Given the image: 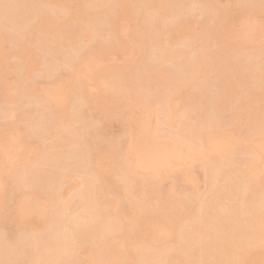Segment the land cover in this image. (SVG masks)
<instances>
[{
	"label": "bare ground",
	"instance_id": "6f19581e",
	"mask_svg": "<svg viewBox=\"0 0 264 264\" xmlns=\"http://www.w3.org/2000/svg\"><path fill=\"white\" fill-rule=\"evenodd\" d=\"M14 1L16 2L17 0H0V18L5 19V17L9 16L10 12H8V10L11 11L12 7H14V5H15V4L13 5ZM18 1L16 2V3H18V6H16L17 8L15 7L17 10H19L23 4L22 3L20 5L19 4L20 1L24 2V4L27 3L26 0L25 1L24 0L23 1L18 0ZM109 1L110 0H42V2H40V3H38L36 1L38 3L37 4L33 0V2L35 4L33 2H31V4L34 5V9L32 8L33 6L31 4H30L31 6L29 7L31 9H27V10L25 9V8H28L27 5L30 2L27 5L23 4V6H25L24 7L25 10L23 8H21L22 11L19 10L22 13L18 12L16 9L13 8L14 9V16L17 14V13H15V10L19 14H17L15 16V18L12 17L11 23L9 26L14 25L13 27L14 28L16 27V29L11 28V27H8V28L12 29V30L14 29V30L19 31L20 27H19V29H17L18 28L17 26H20V24H22L23 22L24 23L28 22L29 24H27L28 25L27 27L25 24L23 26H24V29H28V30L30 29L29 31H31V26H30L31 24L30 23L33 20H31V21H29V20L24 21V20H25L26 16H27V18L29 15L33 16L34 13L32 14V11H34L35 9L36 10L34 12L36 14V11H38L37 9L40 5L41 9L39 8L40 12L39 11L37 12L38 14L36 15V20H35L36 24H35V27L32 29L31 34L34 31L39 30L38 28H39V25L41 23V25H40L41 30H39V32L42 34L41 36L43 38L40 37V39H44L45 41H47L49 43L50 42L55 43V44H57V47H60V45L63 46L65 44L67 45V44H72V43L76 44L77 43V45H74V48H75L76 46L80 47V45H78V44L81 41L89 40L90 36L93 34V33H91V34L88 33L89 27L87 28L88 32H84L82 34L81 33L82 31L80 29L76 30V28H78V25L80 23H83V22H86V23L89 22V25H90L91 21L93 20V25L95 26L96 21L97 22L102 21V22H100V23H102V24H100V25H102V27L99 26V28L101 27L102 29L100 30V32L96 30L97 34L94 33V35L95 34L97 36L100 35L105 39H111L112 42L113 41L116 42V44H115L116 46L114 45V47H112V48L107 46L108 48H110L109 50L107 49V47H104L102 42L100 44H102L103 47L107 49V51H106V49L104 51L107 53V55H109V57H113L115 59L120 58V60L122 62L123 61L126 62V63L124 62L125 65L127 64L122 69L118 68V69H121L122 72H123V70L125 71V74L121 73V71L120 72L118 71L117 73H120V75L121 74L124 75L123 77H121L120 75L119 76L121 78L126 77V79H127L126 80L124 78L125 81L122 82L123 83L122 86H121L122 83L120 84V87L122 88L123 92L120 89H119V91H121L122 94L124 92H129L130 96H132L131 93L134 92V89H139L137 87L139 86L140 83H141V85H143L142 83H144L147 86H149L150 84H153L155 82V84H157L159 87L161 86L160 88H162L164 91L166 90L168 92L166 96L163 94L162 98L159 101L162 102L161 101L162 99L164 101L161 104H164V108L166 110L167 120L171 121V124H173V126L176 124V126H178V128L179 127L181 128V131H178V132H175V130H174L173 133H176V134L178 133L177 135L176 134H174V135L170 134L168 136L165 133H167V132L172 133V131H170V130H173V129H171L173 127H171V128L169 127V124H170V123H168L169 121L165 122V124L168 123L167 127L165 126V124L162 123L163 126L166 127V128L165 127L164 128L169 129V131L163 129L161 124H158V123H156L157 124L155 126L156 129H154L155 127L153 125L155 124L156 114L154 112L149 111V110L143 109L140 106V104L143 106V102H142L143 100H141L142 97L140 96L141 98L140 97L138 98V96H137L138 94L135 95V93H134V95H135L134 97L137 96L136 100L138 101V103H134L133 109L135 111L132 110V113H135V116L134 115L133 116H134L135 123H136V124H134L135 128L134 127H132V128L137 129V130L138 129L141 130L145 127L144 130L146 133H144V134H147V135H145L144 139H145V141L147 140L149 143L147 144V141L146 142L144 141V143H143L144 146H143V144H141L142 147L139 146L140 145L139 144L138 146H139V148L141 147L140 149L138 148V146L137 147L135 146L136 148H138L137 150H136V148H134L135 150H132L133 147L131 148L132 151H129L130 148H127L128 150L125 149V154L129 156V158H128L129 160L127 159L128 161H126V162L123 161L124 162L122 164L123 167L120 166V168L124 170L123 171L124 172L123 177L125 179V180L123 179L124 180L123 184H125L124 185L125 191L122 190V192L124 191V193L127 195V196H123V197H129L130 192L132 194L133 190L135 188H136V190H135L136 192H137V190L141 191L140 189H137V187L138 188H143L145 186L147 187L150 184L149 180H151V179L154 180L156 183L159 180L161 182L162 178H164L166 176V174H167L166 172L169 169H171V170L178 169L180 171L183 169L182 171H185V174H182V173H184L182 171H181L182 173L180 172V174L182 175L181 177L183 179L182 182H185V181L189 182L191 180V177L188 176V173L190 171L188 169L189 166H187V165H188V163L192 164L195 162L200 163V165L206 164L205 167L202 165V168L207 167L206 171L211 172V174H209L208 172H206V174H205V177H207V181H210V179H208V178L214 179V177H215L217 179L216 181H215V179H214V181L212 180V182H214V184L211 181H210L211 184H210V182L208 183V185L210 184L209 185L210 187H208V188H210V190L209 189L208 190L211 191V188H212V191H213V188L218 186V188H221L222 193L218 192V191L216 193V191H213V192H215V195H212V197L214 196V198H212L213 199L212 201L214 204L208 203V201H210L209 197L211 198V196H209V197L207 196L208 198H205L207 200H206V202H204V204H202L203 202H201V201H205V199L201 198L202 200H200V202H201L200 209L198 207L200 205H198L197 206L198 208L197 207L196 208L199 210L192 208V209H195V212H192L191 211L192 209L186 208L187 206L190 207L193 205L191 202L192 201L191 198H189V201L191 202V204L188 200H187V203L189 205L184 204V202L186 200L184 202H182V200L180 201V199H177L178 197H175L177 195L174 196L173 194H169L170 193L169 192L168 193L169 197L165 195L166 197H168L165 200V198H166L165 196H162V197L157 196L160 193V191H159V193L158 192L155 193V194H157L155 196V198L158 197V199L154 198V200H155L154 202H156V200H158L156 202V205H155V203H153V202H151V203L145 202L144 198H142V200H139V198H138V202H136L137 196L138 195H139V197L141 196L140 192H139V193H137L138 195L136 194L137 196L135 197V200H133L134 199L133 197L135 194H133V196L130 194L132 199L130 197L128 198V200H127V198H122L127 203H129V201L131 200V204L125 206L126 207L125 213L122 212V210H119L120 213L122 212L121 215L124 214V215H122L123 217H120L121 215H120L119 211H118V213L115 212L118 210L117 209V203L115 202V200L117 201L118 198L119 199H121V198L119 195V197L117 199L115 198L116 196H114L113 197L114 199H113L112 194L116 195L118 192L121 191V189H123V187H122L123 184H122V186L118 185L120 183L119 181L122 178L121 176L123 174V173L121 174L119 171L116 172V169H117L116 166L119 167V164L114 163V161H113L114 158H111L112 154L110 156L108 149L106 148V150H105L103 147H101V145H99V146H100V148H103V149H97V150L95 149V153H93L94 155L92 156V158L89 156V154L87 155V153L89 151L86 152L84 150V149H86V147L84 145L85 143L83 142V140L85 141V139L82 140V138H80L78 135V131L80 130L79 126L82 125L83 119L85 118V116H83L84 118L82 117V115H84L83 113L86 110L83 108V105H85L84 104L85 101H82L83 105L81 104V106H80L82 108H80L79 114L81 113V111L82 112L84 111L82 113V115L80 116V119H78L79 115H76V114H78V111H77V113L75 112L77 109H79L78 108V106L80 105V103H79L75 107L76 110L73 109L74 111H72V113H71V115L74 114V116L73 115H72V117L69 116V118H71V120H69L68 117H66L69 115V113L67 115V112L69 111L68 110V103H67V101H64V97H62L63 95H67L71 91L70 85L72 83L74 85L78 82H79L78 84H81L80 82L83 79H85L87 76H88L87 79H91L93 76L94 77L91 79L92 81L87 80L86 90L89 87H91V85L95 86L93 84L98 83L97 81H99L100 77H99V79H97V77L95 78V74L93 71L96 70L94 68V66L95 65L97 66V64H98L97 63L94 65L95 58L98 55L102 54L100 51V48L102 46H99V48H97V49H99V51L92 50V51H89L88 53L85 52L86 53V54H84L85 57L82 53L81 54L83 55V57H80L78 55L80 57V59L78 57L77 58L81 61H79V63H77L74 66L72 65L73 66V72L71 73L70 76L65 77V75L64 76L62 75L63 77L61 76L59 78L56 85H54V86H42V87H38L35 90L38 93V95H40L42 97V99H39V100H41L43 102V106L45 103L43 98L45 100H47L46 102H48V100L53 101V103H51L52 107L49 105L51 108L48 107L49 108L48 111L50 110L52 113H53V111L57 112V115H59V117L61 118V119L58 118V121H59V119L63 120L65 118L66 119L64 121H66V120L71 121L70 123H72V124L68 123V121H67L68 125L66 124V126L72 125L73 127L70 126V128H72L73 133H75L74 129H76V130L79 129L76 132L77 134L75 133V136L78 135V137L81 140L79 138H75L72 135L73 133L71 132L70 128H69L70 133L69 132L65 133V131H68L67 127H66L65 131L63 129H61V130L59 129V130H60V132L64 131V134H68V135H66V137L64 135L66 140L68 138L74 137L75 138V139L73 138L74 141L73 140H71V141H73L76 145H77V142H75V141L77 139H79V141H80V142L78 141V146L81 145L80 143L83 144V148L81 145L82 151L79 148L80 154L83 153V150H84V153L87 156V157L86 156H84V157L88 160H85V158L83 160L79 158L78 163L81 162L80 160H82V162L86 161L87 163H90L91 161L89 159L91 158L92 163H95V165L92 164V165H94V168L97 166V169L95 168L96 172L94 171V174H93L94 179L91 178L92 175L90 177L91 179L94 180V181L92 180L94 188L92 186L91 187L92 189H90V190L88 189L89 191L84 190V189H87L84 187L85 186L84 184L87 183V180H88V183L90 181L89 179H86V178H89V176H90L89 175L90 171H89L88 167L91 164H87V163L85 165H83L81 163L77 164L76 160H77V157H79V156H77L76 160L69 161L70 164H72L75 161L76 165L78 166L77 168L73 167V165H71V167H70L65 162H61V164H63V165H60L61 160L62 161L67 160L68 157H70V158L72 157L74 159L75 155L78 154L76 152L75 145H73V142L71 144L70 141H68L69 139L67 140L70 143V144L67 143V145H70L69 151H71L72 147H75L74 151L72 149L73 154H72V152L68 151L69 148L67 149V147L65 148L67 150L63 151L64 149L62 150L60 148V146H62V144H60V146L58 144L59 149L63 151V155L66 154L64 152L68 151L69 153H71L72 156H69L70 154L69 155L66 154L68 157H66V155H65V158H67V159H65L64 156H61L60 153H58V157L59 156L63 157V159L57 157V159L60 160V161L54 160L57 162V164L59 163L57 165L56 163L54 164L53 160L50 158V157H52L53 159H55V157L57 156V153L55 154V156H51V153L48 156L46 154V152L45 153L43 152V154H42V152L40 151V149L42 147H39L35 150L31 149L32 151L29 150L28 154L31 153L30 156L24 159V157H22V155H24V154H23V151L21 149L22 148L21 147L22 146L21 141H22L23 135H22L21 131H19L20 129L18 130L15 125H13L15 127L13 129H10L11 131H9V132H7L8 129H6V128H4V129H6V131H3L4 129L3 130L0 129V154H1L0 155L1 156L0 174L7 172L6 174H3V175H8V177L9 176H15V175H16V177L22 176L24 178L20 177L21 182L19 181L18 177H17L18 181H17V179L16 180L12 179V180L14 183L16 181V182L25 184V175H27L25 173L30 171L29 173H32L34 175L35 169H36V168H33V170H34L33 171L34 173H33L31 171L32 166H28V165H31V163H33V161L37 158V156H39V158H41V156L39 155V153H41L44 160L49 159V161L48 162L45 161L44 163H42L43 160H40L42 165L44 164V167L43 166H41V167L45 168V171H43V169L41 168L40 170L43 172V173H41L37 167L36 172L39 171L38 172L39 176H36V174H35V179H36V177L40 178V175L42 177L45 176L47 178V176H46L47 173H44V172H47L46 171L47 168L45 167V163L53 162L52 163L53 166H51L50 168L48 167V168L51 169V171H53L54 174H55V172H58V171L61 173V174L59 173V175H58V180H59V176H61V175H62V178L60 179L61 181L59 180L60 182H58V183H61L62 181H65L68 183V181H69L71 183L70 186H72V190L71 189H69V190L74 191V189H75L74 195L71 192L72 196H75V198L74 197L70 198L71 196H70L69 190H67L65 188V186L63 185V184H65V182L61 183V185L59 184L60 187H59V185H57V183H55L56 186L58 187L57 188L56 186H54L57 188V190L55 188L56 191H54V192H56V194L54 195L53 194L54 192L52 194L49 193V191L51 189L50 190L47 189L48 193L46 194L47 195L46 196L45 195L46 191H45V193H43L44 191H42V190H44V187H45L44 185H46L47 188L48 187L51 188L53 185L52 183L55 182L53 180H56L55 178L54 179H51V177L49 178V175H51V174L53 175V173L49 171L51 174H49V175L47 174L48 175V179H47L48 182L45 180V178L43 179L41 177L42 178L41 184H37L38 182H36V181H38L39 179H36V181H35L36 185L35 184L31 185L33 187L32 189H35L37 187V185L38 186L43 185L42 190H41L42 194L40 191L41 187L40 188L37 187V189L39 188L40 192L37 193L38 192L37 191L35 193L34 192L35 190L32 191L31 186H29L30 187L29 190H31L32 192L28 193V194L26 193V195L24 192H18L19 194L24 193V194H22V196H20V198H18L17 191L20 190L19 186L21 185L19 183H16V184H19V185H17L16 188L14 187L15 190L17 189L15 196L18 198V200L16 199V197L12 193H10L8 191V193H10L14 196L13 198H11L12 197V195H11L10 199L11 200L16 199L17 202H13V200L11 201L13 203H16L14 208L13 207L10 208V209H13L12 211L10 210L11 211V217L9 216L10 214L7 212V209L10 206L6 207V212L8 213L7 218H9V219L5 218L7 220V222L5 223V224H7V228L9 225H11V223L16 221L15 224L18 223L20 225L19 227L22 228V226H23V228H27V230H25V232H24V231L20 230V228L17 226V228H19V231H20L19 236H17V237L20 238V236H22V233L23 234L25 233L26 234L25 236H28V234H29V233H27L28 230L30 232H33V233H30L29 236H33L34 232L36 233L35 235H37V233L39 231L40 232L38 234V238L40 237L38 239L39 241L45 240L48 237L45 242L43 241L44 243L42 242L43 245L41 244V241H40V244L42 246L39 249H37L38 248L37 245L40 246V244H37L34 242V245L35 244H37V245H35V246L29 245V247L31 249L33 247H35L34 248L35 251L33 249L31 251L29 249V247L28 248L25 247L24 255H23V253H22V255L25 256V253H27L28 251H30L29 252L30 254L28 253L29 258H27V260L24 259L25 257H23V256L21 257L24 260L23 263L24 264H25V262L30 263L29 261H31V260H29V259L31 258L30 255H32V261L30 264H69V261L67 262V260L73 259V258H71L70 256H68V258H66L65 256L70 255V254H73V256H75L77 254L75 257L77 258L78 261H76L77 263H75V264H264V195L262 192H261L262 194L260 193V189H261V191L264 190V189H262V187H264V181H263L264 180V128H262V126L264 124L262 126L260 125L263 123V122H261V120L264 121V118H263L264 117V103H263L264 102V70H263V73H262V70L260 71V69L263 68L261 66V65H263V63H262L263 61L262 60L260 61L258 59L259 57L257 56L258 57L257 60L260 61V63H261L260 65L258 64V66L262 67L260 69H258L257 64L255 62H253V64H256V67L258 70H256V69H255V71L253 70L254 71V77H253L254 79L252 80L249 78V77L252 78L251 75H253L252 73L250 74V72H249V70H251V65H250V67L248 65H246L248 59H245V60L243 59L242 60L243 63L242 62L239 63L238 62V61H240V59H239L237 61L238 64H233L232 61L230 62L229 60H227V58H229L228 55L225 56V54L229 53V51H230V48H229L228 52L223 51V50H221V51L218 50V52H220V56H221V54H223L224 58H223V56H222V58L219 56V59H220L219 61L216 60L217 58L211 60L210 57H213V55L211 56L210 55L211 53L209 52L208 56L210 55V57H208L207 53L204 54L203 52H201V50H198V46H197L198 51L196 50L195 53L200 52V55L203 53V55H201L202 58L199 56L201 59L198 60V64H197V62L195 63V60H194V62L190 61L191 63L188 65L187 62L191 58L189 57V59H187V56L185 54H188L189 51L188 52L186 51L187 53H185L184 51H181L179 49L181 52H184V53H181L179 51V53L182 55L184 54L186 57V58L183 57L185 61L181 60L182 62L184 61V63H186V64L183 63L182 65H184V66L179 67L180 66L179 63H182L180 61V59H178L179 61L177 60V57H178L177 55L179 53L177 52V55L175 54L176 57L171 56L172 49L167 48V46L172 45V47H173V45H175L176 43L181 44L185 40H188V41L191 40V42H194V41H192V39L194 38V34H195L194 33V26L197 25L198 20H195L193 18L195 16V13H194V16L192 17L194 22L190 18L192 20V22H187V21H189V20H187L186 22L181 24L180 28H179V26H175L173 28L172 27L171 28H165V26H164V23L167 19L165 17L167 15H170V13L175 14V13H178V11H181V9L185 10L186 7H188V6L190 7V4H193L192 2H194L196 4H198V3H201L203 5L205 4L204 9H205V7L206 8L210 7L209 9L212 8V11L219 10L217 12L218 13L220 12V14H219L220 15V17H219V22H220L219 27L220 28L218 29V32L220 29L221 30L219 33L218 32L215 33V34H217V35H215L211 31V30H214L215 28L211 27L213 29L210 28L209 30L211 32L208 31L209 32V34H208L209 39L212 40V37L210 38V35L211 36L213 35L214 39L218 40L221 44L231 46V48H233L232 51H234V52H232L233 53L232 56H235V51L237 52L239 50V53H240V50L243 51V49H247V50L250 49L251 50L253 48V45H252L253 43H258V40L264 39V3L259 4L258 3L259 0H257L258 1V2H256L257 4L254 2L255 4L253 3V5L249 4L250 6L249 5L246 6V5H244V2H242L241 0H111V2L113 1L112 3H114V5H112ZM249 1H251V0H245V3L246 2L250 3ZM260 1L262 2L264 0H260ZM41 3H42V5L44 4L47 7H50V8L52 7L53 9L54 8L59 9V11L56 10L57 13L53 11L54 14H50L49 17L43 16L42 14H44V13L42 12V7L43 8H45V7H44V5L42 6ZM186 3H190V4H186ZM36 6H38V7H36ZM109 6H111V9L109 8ZM112 6H114L113 10H112ZM205 10H207V9H205ZM23 11H25L27 13H25ZM43 11H45V9ZM50 11H49V13H51ZM186 11H188V10H186ZM6 12L9 14H7V16H4ZM28 12H29V14H28ZM11 13L13 16V12H11ZM191 13H193V11ZM214 13L216 14V12H214ZM25 14H26L25 17L21 16V15H25ZM175 15H177V14H175ZM189 15H190V13H189ZM19 16L22 17L21 18V21H23L22 23L20 20H18L20 18ZM190 16H192V15H190ZM16 17H18V19ZM124 17H125V19L123 20ZM7 18L9 20L8 19H5V20L2 19V21H1V22L4 21L3 23L5 25H3V26H6V27H7V24H9V23L6 24V22L10 21L11 16H9ZM164 18H165V21H164ZM28 19H35V16H33L31 18L29 17ZM99 19H100V21H99ZM6 20H8V21H6ZM94 20H96V21H94ZM123 21H125V22L123 23ZM195 21L197 23H195ZM156 22H159L161 24L159 26H157ZM239 22L243 23V24L241 23L242 27L240 25L241 28L239 27ZM104 23H105V26H103ZM0 25H2V23H0ZM91 25H90V27H94ZM3 26L0 27V58H3V55L1 54V52L4 51L1 44L3 43V41H5V38H4L3 34L1 33L2 32L1 28ZM29 26H30V28H28ZM97 26L98 25H96V27ZM6 27H4V28H6ZM86 27H87V24H86ZM148 27H152V28H150V30L152 31V35L151 36L150 35L143 36L144 41H141V43H140L138 41L139 37H136V36L137 35L139 36V33L142 35V33L147 31ZM168 27H170V26H168ZM207 28H206V30H208ZM21 29H23V27H21ZM93 29L95 30L96 28L94 27ZM28 30H27V33H26V31H23V30H22L23 32H21V33H23L24 36H25V34H29V36H30V33H28L29 32ZM204 31H205V29H204ZM215 31H216V29H215ZM19 33H17L18 36H19ZM21 33H20V36H21ZM210 33H212V34H210ZM204 35H206V34H204ZM97 36H96L95 40L98 38ZM25 37L27 38V36H25ZM195 37H197L196 39L200 38V36L198 38L197 35ZM206 37H208V36H206ZM22 39L24 40L23 36L21 37V40ZM40 39H39V42H41ZM27 40H28V38H27ZM44 40H43V42H44ZM122 40H125L126 43H125L124 47L119 48V46H120L119 43H121ZM141 40H142V38H141ZM198 41H197V44H198ZM212 41H210V42L213 45V42L215 40L213 42ZM122 42H124V41H122ZM199 42L201 43V41H199ZM208 42L207 43L205 42L207 46L205 44L203 45L202 43L199 46L200 47L202 46V48H203V46H205L207 48V47H209V44H210V42H209V44H208ZM219 42H217V44ZM29 43L30 42L26 41V43H24V45L21 47V49L19 47L20 51L19 52L17 51L16 54H18L24 50L26 52H30L29 49L26 48V46H29ZM49 43L47 45H50L51 52H57L58 56L63 58L62 52L61 51L58 52V50L54 51L56 46H53L54 44H52V43L49 44ZM51 44L55 48H53L51 46ZM83 44H85V43L83 42ZM217 44L214 43V46L216 45L215 48L220 49L219 47H221V46L219 44L218 45ZM260 44H263V43H260ZM117 45H119V46L117 47ZM190 45H189V47H193L194 44H192L191 46ZM122 46H123V44H122ZM177 46H179V44ZM183 46L184 45L182 44V47ZM256 46H257V44H256ZM256 46H254L255 53L257 52V50L255 49ZM262 46H264V45H261L260 47H262ZM41 47H43V46H41ZM150 47H152V50ZM154 47L158 48L157 51L159 52V55L157 54V57L160 56L161 58L160 57L157 58V60H160V62H159L160 64L156 63L155 60H153L154 59L153 57H152V62H155V64L159 67L160 65L162 66L161 61H163V60H161V59H165L166 57H170V58L173 57L175 60V58H176L177 61H174L173 63L176 62L177 64H173L172 61L170 63H172L173 65L179 64L178 66H176V68H180L179 70H180V72L182 71V73H181L182 75L179 72L180 77L178 76L179 77L178 78L177 72L172 71V73L175 72L174 74H172L171 70L169 72L172 75L169 72H168L169 74H167L165 71L160 70V68H161V66H160L159 70H155V71L151 70L152 73L148 72V70L147 71L145 70L148 73H147V76L145 75L146 72L144 74H142V76L145 75L143 77L144 82L141 80L142 82L138 83L139 80L136 79L137 80L136 83H138V85H137L134 82V79L136 77L134 76V78H133V75H129V77L127 78L128 73H130V70L133 71L135 62L137 64L138 63L137 61L142 60L141 58H142V56H144L143 49L146 48V51H147V48H148V51H150V50L153 51ZM174 47H176V45ZM46 48L49 49L48 47H46ZM156 48H155V50H156ZM221 48L225 49L223 47H221ZM52 49H54V50H52ZM257 49H258V46H257ZM78 50H80V49H78ZM102 50H103V48H102ZM155 50H154V52H155ZM192 50H193V48H192ZM205 50L206 49H204V50L202 49V51H205ZM247 50H245L243 53H245ZM104 51H102V52H104ZM169 51H170V53H169ZM175 51H176V49H175ZM206 51H208V50H206ZM222 51L224 53L225 52L226 53L225 54L221 53ZM258 51H259V49H258ZM260 51H262L261 48H260ZM49 52L50 51L48 50V53ZM65 52L67 53L66 49L63 53L65 54ZM80 52H82V51H80ZM154 52H152V53L150 52V53L155 54L156 52L155 53ZM250 52H252V54H254L253 51H249V54H250ZM46 53H47V50H46ZM69 53L71 54L73 52L70 51ZM145 53H147V52H145ZM172 53L173 54L175 53L174 50L172 51ZM239 53H236V54H239ZM246 53L248 54V52H246ZM16 54H12V57H13V55H16ZM70 54H68V59H69ZM103 54H105V53H103ZM151 54H149V56ZM257 54L259 55V53H257ZM261 54H264V52L263 53L261 52ZM54 55H56V54H54ZM73 55L75 57V53ZM198 55H199V53L196 54V56H198ZM217 55H218V53H217ZM217 55H216V57H217ZM255 55L256 54H254L253 57H255ZM38 56L42 57V56H40V54ZM38 56H36V54H35L34 57H38ZM149 56H147V57L150 61L151 58ZM153 56L156 59V55H153ZM229 56H231V54ZM34 57L31 58L29 64H27V67H30V70L35 69V71H37V68L39 67V64H38L39 62H37V60L39 61V59H36ZM179 57L182 58L181 56H179ZM214 57H215V55H214ZM47 58H49V57H47ZM70 58H71V56H70ZM144 58H146V57H144ZM170 58H169V61H170ZM173 58H171V60ZM64 59H65V57L63 58V60ZM72 59H73V57H72ZM186 59H187V61H186ZM230 59L232 60V57ZM255 59H256V57H255ZM255 59L253 58L252 61ZM166 60H167V58H166ZM213 60L218 61V62L213 64L212 63ZM235 60H237V56H236ZM249 60H251V57ZM53 61H54V64L51 63L52 61L50 63L55 65V58ZM245 61H246V63H245ZM67 62L69 63L68 60H67ZM75 62H73V64ZM128 62H130V64L133 65V67H130V64H128ZM46 63L48 64L47 61H46ZM145 63L148 64L147 58H146ZM163 63H165V61H163ZM7 64H8V62H7ZM69 64H66V66H68ZM186 65H188V66H190V65L194 66L195 65V67L192 68L190 66L192 69H188V68H186V67H188ZM119 67H121V66H119ZM256 67H254V65H253L252 69H254ZM12 68H14V66H12L10 63V65L5 64L3 66V68L0 70V82H1L0 85H2V88H1L2 91H0V98L5 99V101H6V99L13 101L14 99L11 97L14 95V94L12 95V93L14 91H12V90H15V88H18V86L19 87L23 86V85H21V83H19L20 81L18 82L19 84L17 82L15 84H11L10 81L8 80L9 79L7 77V74L9 75L8 70L9 69L11 70ZM48 68H49V66H48ZM151 68H152V66H151ZM181 68H183L184 70L186 68L187 73H184ZM110 69H111V71H110ZM110 69H108V71L113 72L114 71L113 69H116V67L113 69L112 68H110ZM154 69H157V67ZM54 70H55V68H54ZM213 70H214V72L216 70L215 73L218 74V75H216V77L217 76H220V77L225 76V78L223 79L224 84L222 86L223 87L222 89H224L223 91H226L225 93H222V95H224V94L225 95L223 97L221 95V97H220V95H219V94H221L220 92L218 95L215 94L217 97L219 96L218 100L216 97V101H218V103L220 102L219 99H221V100H222V98L225 99V100L223 99L221 101L222 105H220V110L224 111L225 113H226V111H227V113L231 112L232 123H234V121H236V122L237 121L238 122L243 121V120L245 121L246 126L244 125V123H242L241 127H243V128L245 127L247 129V131L243 134H241L243 130L240 131L238 129L239 130L238 131L237 129H235V131H234V129H232V127H230V126H233V124L229 125V123H227L228 121H226V119H225V117L228 116L229 114L225 116L224 112H221L219 110H218L219 114L223 113V117H224V118L221 117V119L226 121L224 124H227V126L229 125L228 127H230V128L227 127V129H224V128L221 129L222 127L220 128V126L223 125V124H221L218 127L220 129H218L217 128L218 123L222 122V121L219 122L220 117H219V119L216 117V121L213 120V119H215V115H214V118L212 116H211L212 117L211 118L210 116L205 114L206 110H204L203 108L202 109H203L204 113L203 112L202 113L205 114V117L206 116L210 117V119H209L210 122L208 120H207V122L210 124L211 121H213L214 123L213 122L212 123L214 125L213 124L208 125L206 120H205L206 119L205 117H202V119L205 118V119H203V122L200 120L201 114H199V113H201L202 110L200 112H198V111H199L200 105L204 104L203 103L204 101H201V100H203L207 96L204 95V97L202 99L203 95L200 96V94H199V96L201 97V99H200V97L195 96L196 92L198 93V90H196L195 92L193 90H195L194 88H197L199 86V84L203 82L202 79L204 80V78L209 75L208 73H210V71L213 72ZM108 71H107V73H108ZM115 71H117V70H115ZM247 71L249 72L248 74L250 76H248L246 74ZM30 74H32V72ZM87 74H91L90 78H89V75H87ZM92 74H94V75H92ZM114 74H116V72ZM116 75H118V74H116ZM97 76H98V73H97ZM137 76L141 77V75H137ZM139 77H137V78H139ZM31 79H32V77H31ZM246 79H248V80H246ZM26 80H28V79H26ZM103 80H105V79H103ZM88 81H90L91 83H89ZM94 81H96L97 83H94ZM208 81L209 80L207 77V83H209ZM217 81H219V80H217ZM148 82H150L149 85H148ZM169 82H172V84L171 83L169 84ZM205 82H206V78H205L203 83H205ZM250 82L251 83L253 82L252 84H254V85H251ZM133 83H134L135 87L137 86L134 89H133V86H134ZM207 83H206V85H209ZM87 84H90V86H88ZM105 84H106V82H105ZM155 84L152 85L153 87L149 86V87H151L150 89H147V87L145 86L146 90L147 91L153 90ZM218 84H220V83L218 82L215 85H218ZM255 84H256V86H255ZM103 85L104 84L101 85L102 88H103ZM141 85L139 87L144 88V86L142 87ZM169 85H171V86L169 87ZM206 85L203 84L202 88L203 87L205 88ZM212 85H214V84H212ZM220 85H222V84H220ZM105 86H107V85H105ZM251 86H253V88ZM82 87H85V85L83 84ZM96 87L101 88L100 85L99 86L97 85ZM159 87L156 86L157 90H161L160 92L162 94V89H159ZM200 87L201 86H199V88H198L199 93L204 94V93H202L203 89L200 90ZM206 87L208 88V86H206ZM218 87L216 86V90ZM30 88H34V87H30ZM54 88H63V89H67V90L66 91H64V90L58 91V90H55ZM91 88H94V87H91ZM213 88H215V87L213 86ZM94 89L97 90V88H94ZM131 89H133V91ZM83 90H85V89H83ZM219 90H221L220 87H219ZM119 91L117 93H119ZM136 91L138 93L139 90H136ZM143 91L146 92L145 90L142 89V92ZM242 91H244V93ZM87 92L86 93L88 95H90V92L88 90H87ZM193 92L195 94H193ZM241 92L244 95L247 94V96H244V98H246L245 104H246V102H247V104L245 105L246 109L242 106L243 111H244V109L247 111L253 110V111H251L253 114L246 112V111L244 113H243V111L242 112L240 111V110H242V108L240 109L238 107V105H240V102H241L240 100H238L240 102L237 101L239 103L238 105H236L237 104L236 101H234L235 106H234V104H232L235 108L233 106H231L230 100L233 97L234 98H236L237 96L240 97ZM121 93H119V94L122 95ZM140 95H141V93H140ZM225 96H228V98H225ZM84 98H86V97H84ZM91 98H93V97H91ZM209 98H212V97L210 96ZM241 98H243V97H241ZM244 98L242 101H244ZM147 99H149V97ZM84 100H86V99H84ZM210 100H212V99H210ZM210 100L208 102H210ZM88 101H89V103L91 102L90 103L91 105H93L92 101H90L88 99H87L86 103ZM95 101H97V100H94V103L96 104ZM98 101L99 102L101 101L103 103L102 100L98 99ZM105 101H107L109 103V99L108 100L106 99ZM101 102H100V104L97 103V105H95V104L94 105L96 107L98 105L101 106ZM112 102H114V101L112 100ZM211 102H210V105H211ZM213 102H214V100H213ZM12 103H13V105L16 104V102H12ZM104 103H106V102H104ZM108 103H106V104L109 105L111 103V101L109 104ZM214 103H213V106L215 105ZM259 103L261 106L260 105L257 106V104H259ZM261 103H263V105ZM53 104H55V105H53ZM87 104L84 107H86V106L89 107V105H87ZM207 104H209V103H207ZM243 104L244 103H242V105ZM111 105H112V103H111ZM111 105H109V106H111ZM192 105H194V107H195V105L197 107L199 105L198 109L195 108V110L196 109L198 110L195 112V114L193 111L190 113V114H194V117H196L194 123H196V120H197V122L200 120L201 125H202V123H204V125H203L204 127L198 126L197 128L195 127V125H198V124L200 125V123L195 124L194 125V128H196L195 130L194 129L191 130L192 129L191 125H193L192 124L193 120H191L192 119L191 116H190V118L188 117L189 112L191 111V109H193V108L190 109V107H192ZM205 105H202V106L204 107ZM14 106H13V108H14ZM17 106H15V107H17ZM53 106H55L56 111L53 108ZM108 107H105L103 105L102 111L99 114H101L104 111L105 112L108 111L110 113ZM143 107L145 108V106H143ZM208 107H209L208 105H207V107L205 106V109H207ZM237 107L240 109L239 112H237L238 111ZM11 108H12V105H11ZM23 108H19V110H21ZM95 108H94V110H95ZM214 108H212V109H213V111L216 112L217 110ZM218 108H219V106H218ZM82 109H84V110H82ZM90 109L91 108H89V110ZM112 109H116V106H115V108L113 107ZM235 109H236V111H235ZM13 110L14 111H11V112L15 113V109H13ZM42 110H44V108ZM91 110H93V108ZM96 110H98V109H96ZM99 110H101V109H99ZM99 110L97 111V113L99 112ZM163 110H162V113H164V115H165V110H164V112H163ZM207 110L210 111V109H207ZM4 111L6 112V110H4ZM10 111L8 110L9 113H11ZM41 112H40V115H42ZM111 112H114V110ZM48 113L49 112H47V114ZM52 113H50V114L53 115ZM196 113L200 117L198 115H197L198 117L195 116ZM216 113H218V112H216ZM4 114H6V113H4ZM13 114H12V116H13ZM27 114L29 115L30 113H27ZM27 114L24 115V118L27 117V119H28ZM50 114L47 115L48 120H49V116H51ZM85 114H86V112H85ZM21 115H23V113ZM21 115H19L18 117L16 115L15 116L17 118H19ZM36 115L37 114H35V116ZM12 116H11V118H12ZM15 116H13V118H15ZM31 116H32V114L30 115L28 120L27 119H25V120L30 122L31 121L30 118H33ZM75 116H77L78 120H82L81 124L78 123L79 121L77 119H75L76 118ZM127 116H128V114H127ZM230 116L228 117V119H231ZM37 117H38V115H37ZM40 117H42V116H40ZM72 118H74V120H72ZM43 119L44 118L40 119V121H42ZM52 119L53 118H50L49 122ZM100 119L104 120L103 117H101ZM22 120L23 119L21 118V121ZM37 120H39V119L37 118ZM35 121L33 122L34 124H35ZM40 121H39V124L42 123ZM44 121L46 123V120H44ZM54 121L58 122L57 120H54ZM75 121L77 122L76 123L77 125H75L76 128H74V125H73V123H75ZM204 121L206 122V124L208 126L205 125ZM14 122L17 124V122H19V120L18 121L14 120ZM101 122L103 123V121H101ZM229 122H230V120H229ZM19 123H21V122H19ZM53 123L54 122H52V121L50 122L51 126H54V128L57 130L58 128L55 127V125L57 123H55V124H53ZM61 123L63 124L62 121H61ZM64 123H66V122H64ZM12 124H14V123H12ZM36 124H37V122H36ZM234 124H235L234 128L235 127L238 128L241 123H238L239 125L237 123H234ZM42 125H38L39 127L37 126L38 127L37 131L40 132L41 134H42V130L39 131V129L42 127ZM46 125L47 124H45V126ZM83 125H84V127L81 126L82 130H84L83 128H85L86 124L83 123ZM87 125H89V127L86 126V128L88 130H89V128H91V129L93 128V127H91L92 125H90V124H87ZM96 125H98V123ZM100 125H99V128H101V130L104 131L105 130V129H103L104 126L100 127ZM158 125H160L158 127L160 129L157 128ZM58 126H59V124H57V127ZM60 126H62V125L60 124ZM60 126H59V128H60ZM141 126H142V128H141ZM176 126H175V128H176ZM35 127L36 126H33V130L35 129L34 131H36ZM45 128L46 127L41 128V129H45ZM47 128H49L48 125H47ZM62 128H65L64 125ZM95 128H98V127L95 126ZM161 129H163L162 131H165V133H163L164 136H161L163 134H160V135L158 134V132L162 133ZM48 130L49 129H47V131ZM59 130L57 131V133H58L57 135L59 137L56 136L55 133H53L55 131L52 132L53 135H55L58 138L62 137V133H61V136L59 135V133H60ZM82 130L80 131L82 134V137L86 136L88 134L87 133L88 130H86V132H84V133H86L85 135H83ZM96 130L98 132L100 131L99 129H94L93 131L96 132ZM45 131L46 130H44L43 133ZM95 132H93V133L91 132L93 135L91 134L89 136H91V137L94 136L93 138L96 137L95 139H97V135L95 136V134H94ZM98 132H96V134ZM37 133H36V135H37ZM40 133H39L40 136L39 135H37V136L41 139L42 136ZM48 133H50V131H48L46 134L45 133L44 134L47 136ZM102 133L106 134L105 132H102ZM236 133L238 136L236 135ZM238 133H240L241 135ZM69 135H70V137H69ZM71 135H72V137H71ZM100 135H103V134H100ZM100 135H98V137H100ZM171 135L175 136V137L170 138ZM67 136H68V138H67ZM65 139H61L62 142H65L64 144H66V142H67ZM158 140H161L162 142H158ZM62 142L59 141V143H62ZM238 143H241V145ZM14 144L16 145V147ZM146 144H147V146H145ZM11 145L15 148L11 147ZM110 145L112 146L111 143H110ZM237 145H239L240 148H242L241 151H243V157L240 156L242 154V152H240V149ZM9 146L11 147L12 150H15V151L14 152L12 150L10 151ZM99 146H98V148H99ZM45 148H48V147H45ZM53 148L44 150V147H43L42 150H44V151L47 150V152H48V150L51 151ZM63 148H64V146H63ZM20 149L22 151L21 153L19 152ZM59 149L57 150L55 147L54 150H52L53 151L52 154L54 155L55 150H56V152H59L60 151ZM236 149H237L238 153H241V154H238L240 156V158L238 155L234 156L237 154L235 152ZM87 150H88V148H87ZM113 150L111 149L110 151L112 152ZM244 150L245 151L247 150L248 153L250 154V155H248V157L244 156L247 153V151L244 152ZM133 151H134V153H131V154L129 153V152H133ZM74 152H76L77 154H74ZM121 152H123V151H121ZM115 153H116V151H115ZM81 155L83 156L84 154H81ZM114 155L115 154H113V156ZM231 155H233L232 160H234L235 162L237 159H238V161L243 159V160H241V163L243 161L242 169L239 166H237V167L233 166V164H231V165L228 164V167L229 168H231L230 166H232V168L236 167L238 171H236V168H235V171H234V168L232 171V170H226L227 166L225 167V169L224 168H218L220 166H218V167L216 166L217 169L216 168L215 169L219 171L218 177H216V175H214V174H217V171H216V173H213L215 171V169L212 170L213 169L212 166L214 164L215 165L217 164L216 160L221 159V161L222 160L224 161L226 159L225 161H226V165H227V163H228L227 160L229 159V158L227 159V157H231ZM88 156L90 158H88ZM128 156H126V157H128ZM234 157H235V159H234ZM244 157L248 161L245 160V162H244V159H245ZM38 159H37V161H38ZM50 159L52 161H50ZM70 160H72V159H70ZM213 160H215L214 164L212 162H211V164H209V166L211 165L210 168H212V169H210V168H208L207 163L210 161H213ZM230 160H231V158H230ZM40 161L37 163H40ZM221 161L220 162L217 161L219 163V165L221 164ZM223 161H222V164H223ZM29 162H30V164H29ZM201 162H203V163L201 164ZM204 162H206V163L204 164ZM34 163L32 164L33 167H34ZM83 163H85V162H83ZM22 165H23L24 174L20 175L21 174L20 172H23V171H21ZM36 165L40 167V165H38V164H36ZM82 165L84 166L83 169L87 168L88 170L87 169L86 170L89 173L88 176H86L87 173L85 170H83L86 173L85 175L83 174L84 175L83 178L86 177L85 178L86 182H85V180H83L84 183L81 180L83 178H80L81 177L80 173H83L82 170L80 172V169H82V167H81ZM86 165L88 167H85ZM25 166L26 167L28 166L27 169ZM46 166H47V164H46ZM74 166H75V164H74ZM106 166L109 167V171H104L107 168ZM24 167H25V169H24ZM19 168H20V170H19ZM74 168H76L77 171H73V170H76ZM239 169H240V171H239ZM54 170H57V171L54 172ZM92 170H91V172H93ZM72 171H73V173H72ZM8 172L11 175H9ZM75 172H77L78 175ZM121 172H122V170H121ZM14 173H16V174H14ZM18 173H20L19 174L20 176L18 175ZM29 173H28V177L30 179L32 174L29 175ZM119 173L121 174V176H119ZM12 174H14V175H12ZM74 174L76 175L77 178L74 177ZM115 174L117 175V177L118 176H119V178L121 177L120 179L118 178L119 180H117L119 183L115 182L116 178H117V177L114 178ZM212 174H213V177H210V176H212ZM108 175H110L109 176L110 180L108 179L109 181H107V179L105 178ZM53 176H52V178H53ZM55 176H57V174ZM78 177L80 179L81 184L84 185V186H82V188L84 187L83 190H81L80 188H77L78 185L81 186V184H79L80 182L78 183V181H77ZM112 177H113V179H112ZM141 177H143V178L149 177L150 179L149 180L147 179L149 184L147 183L148 185H146L145 182H144L145 184H143L142 182L144 180L142 181ZM243 177L247 178V181L249 182L250 191H251L250 196H248L249 190L247 191V189H246L248 186L247 185L248 182H246L244 180L245 181L243 183L244 186H242L243 180H241V179ZM0 178L2 179L3 177H0ZM73 178H75V179H73ZM146 178H144V179H146ZM22 179H24V180H22ZM29 179H26V180H29ZM31 179H32V177H31ZM133 179L137 180V181H134ZM51 180L53 181L52 183H51ZM58 180H56V182ZM123 180H121V181H123ZM140 180H141V182H139ZM30 181H32V180H30ZM131 181H133V184L130 183ZM44 182H46V183H44ZM3 183H4L3 181H2V184L0 183V187L3 185ZM29 183H30L29 181H28V183L26 181V184H29ZM128 183L132 184L133 189H130L131 187H129L130 184H128ZM134 183H137L136 186L134 185ZM156 183H152V181H151L150 188H151V186H152V189L154 187H157V186H155V185H157ZM215 183H217V184L215 185ZM16 184H14V185H16ZM24 184H22V185L25 187L28 186V185H26V184L24 185ZM127 184L129 185L127 187H129V189L132 191L129 192V189L126 187ZM89 185H90V183H89ZM23 186L21 188H23ZM118 186H119V188H118ZM249 186H248V189H249ZM3 187L5 188L4 185H3ZM10 187H11V185H10ZM46 187H45V189H46ZM73 187H74V189H73ZM120 187H122V188L120 189ZM1 188H0V191L4 190L3 192H5V189L4 188L1 189ZM145 188H144V191L142 189L141 192L145 195V198H147L146 200H148V197L150 198L149 195L151 194V192H150L151 189L149 192L146 190L147 191L146 192L147 194H146V193H144ZM242 188H243V190H241ZM147 189H148V187H147ZM155 189H157V188H155ZM25 190L27 192L29 191L28 188L27 189L25 188ZM25 190L23 189V191H25ZM208 190H207V192H208ZM214 190H216V189H214ZM13 191H11V192H13ZM135 191H134V193H136ZM166 191H168V190H166ZM212 191H211V194H213ZM219 191H220V189H219ZM243 191L244 192L247 191V192H245V194L241 195L240 193H244ZM153 192H156V191L153 190ZM153 192H152V194H153ZM207 192L205 194H208ZM161 193H162V191H161ZM176 193H177V191H176ZM219 193H221V194H219ZM3 194L4 193H1V195L4 197L6 195V193L4 195ZM143 194H142V196H143ZM162 194H164V193H162ZM181 194L182 193H179L178 195H181ZM216 194H219L220 196L217 195L218 197H216ZM52 195H54L56 198L52 199L51 198ZM102 195L104 197H102L99 200L98 197H101ZM121 195H123V193ZM146 195H148V196L146 197ZM240 195L243 199L240 197ZM2 196H0V199L3 198ZM54 196H52V197H54ZM163 197H164V200H160ZM219 197L221 198V200L216 199ZM73 198L75 200L78 199L80 201L81 205H78L80 207L79 209H78V206L76 205L77 207L76 206L75 207L78 210H76L75 213L73 211V215L70 216L69 212L71 211V209L75 208L74 205H73L74 208H70V207H72L71 206L73 204L72 202H74ZM4 199H6V197H4ZM4 199H1L0 204H2L4 202ZM50 199H51V201H55V202H52L53 203L52 204L50 202ZM214 199H215V201H214ZM247 199H249V200H247ZM78 200H76V201H78ZM216 200H217V202L220 201L221 204H220V202L216 203ZM222 200H223V203H222ZM243 200H244V202H243ZM118 201H120V200H118ZM125 201H122L124 203L121 202L122 206H123V204H125ZM78 202H77V204H78ZM247 202H248V204H246ZM8 204H10V203H8ZM54 204H55V209H57V211H56L57 212L56 213L57 219H55V221L58 222L59 220H61V217L62 216L64 217L65 214H67V213H68L67 215L70 216L69 218L66 219L68 221V222L66 221L67 225L63 226L62 230L60 228L62 225L60 224L61 225L59 227L60 231H59V229H57V230L55 229V227L50 223L52 221H49V218H48L49 215L53 216V214H54L53 210L55 212V209H53V210L51 209V211H49L50 205L53 207ZM121 204H120V202L118 203V208H119V205L121 206ZM158 204H159V207H156V206H158ZM160 204H162V205H160ZM239 206L240 207L243 206V208H241V209H243V211L239 208ZM154 207H155V209L153 212V210H151V209ZM6 212H5V215H6ZM48 212H50V214H48ZM248 214H249V216H248ZM54 216H55V214H54ZM2 217H4V214ZM63 217H62V219H63L62 223H64V221H65L64 220L65 217L64 218ZM125 219H127L128 221L133 220V221H131L130 224H132V223H135V224L129 225V224L125 223L126 224L125 225V224H123V220H125ZM53 221H54V219H53ZM54 223H56V222H54ZM58 223H60V221ZM1 226H2V228L6 227V225L4 227L2 222H0V228H1ZM127 226H129V227L131 226V228L133 226L132 233H131V231L130 232L126 231ZM9 227H11V226H9ZM12 227L14 228V226H12ZM2 228L0 230H2ZM7 228H6L7 231L5 229H3V230H5L4 231L5 233H3V236L1 235L2 237H4V235H7L6 234L7 232H8V234L11 232L9 230V228L8 229ZM46 229L49 232H46L47 231ZM44 230H46V231H44ZM44 232L48 233L47 235H49V236H47L46 234H42L43 236L40 235L41 233H44ZM20 233H21V235H20ZM31 234H33V235H31ZM10 235H11V233L7 236L9 237ZM41 236H42V239H41ZM44 236H45V239H43ZM17 237H16V239H18ZM28 237H26V238H28ZM12 238H11V236L9 238H6V236H5V240H6L8 247L6 245H3V246H6V247H4L6 249L3 251H0L1 252L0 254H2V256L0 255L1 256L0 258L2 261L1 263H3V264L13 263L14 260L17 259L16 255L18 254L19 251H21L20 249L22 248V250H23L24 246L19 247L20 244L21 245L24 244V243L23 244L21 243L22 242L21 239H19V242L21 241L20 244L16 240L17 241V243H15L16 246H17V244H19V245L16 248V246L14 244V249H13L12 243H14L15 239H12ZM23 238L25 239V237H23ZM30 238H31V242H33L32 240H37V239H35V237H30ZM30 238H28V239L30 240ZM2 240H4V239H2ZM12 240H13V242L11 243L10 241H12ZM28 241L26 243V246H28ZM39 241H36V242H39ZM117 241H120L119 242L120 244H118ZM1 242L4 243V241H1ZM1 242H0V244L2 245ZM9 242H10V244H8ZM10 245L12 246V251L15 250V251H17V253H15V251L13 253L11 250H9ZM3 246H2V248H3ZM26 248L28 250H26ZM31 252H34V255ZM13 254H15V256H13ZM11 257H14V259H12ZM64 257L66 259H64ZM19 258H20V256H19ZM11 259H12V261L10 262ZM16 261L14 262V264L15 263L18 264L20 262V261L18 262V260H16ZM70 264H72V263H70ZM73 264H74V262H73Z\"/></svg>",
	"mask_w": 264,
	"mask_h": 264
},
{
	"label": "rangeland",
	"instance_id": "374dc122",
	"mask_svg": "<svg viewBox=\"0 0 264 264\" xmlns=\"http://www.w3.org/2000/svg\"><path fill=\"white\" fill-rule=\"evenodd\" d=\"M18 1V0H17ZM16 1V2H17ZM23 1V0H22ZM25 1V0H24ZM38 2V3H40V2H42V0L40 1V0H34V2ZM242 2H244V5H246V6H248L249 4L250 5H253V3L255 2H258L257 0H251V1H249L250 3H248V2H246L245 3V0L243 1V0H241ZM15 1H14V3H13V5H14V7H12V9L14 8V9H16L17 7L16 6H18V3H16ZM19 2V1H18ZM26 4H24V2H21L20 1V5L23 3L24 5H27L29 2V6L27 5V7L28 8H25L26 10L27 9H31V8H29L32 4H31V2H33V0H26ZM33 2V3H34ZM36 2V3H37ZM112 5H114V3H112L111 2V0L109 1ZM37 3V4H38ZM193 4H190V3H186V4H190V7L188 6V7H186L185 8V10L183 9H181V11H178V13H175V14H177V15H175V14H171L170 13V15H167L165 18H167L166 19V21H165V18H164V21H165V23H164V26H165V28H173V27H175V26H179V28L181 27V24L182 23H184V22H186L187 20H189V21H187V22H192V17L194 16V13H195V16L193 17L195 20H198V23L195 21V23H197V25H195L194 26V40L192 39V41H194V42H191V40H185L183 43H176L175 45H176V47H174L175 45H173V47H172V45H169V46H167V48H170V49H172V51L174 50V54L172 53V51H171V56H173V57H176V55H177V52L179 53V51L181 50V51H184L185 53H187L188 51H189V53L188 54H185L186 56H187V59H189V57L192 59H189L188 60V65L191 63L190 61H193L194 62V60H195V63L197 62V64H198V60H200L202 57H201V55H203V53L205 54V53H207V56H208V53L210 52L211 54V56L213 55V57H210V55L208 56V57H210V59L212 60V59H215V58H217L216 60H220L219 59V56H220V52H218V50L219 51H221V50H223V51H227L228 52V50H229V48H230V51H229V53L228 54H225L223 51L221 52V53H224L225 54V56H227L228 55V57L229 58H227V60H229L230 62L232 61V63L233 64H238V62L239 63H241L242 62V60L244 59H250V57H251V60H247V63H246V61H245V63H246V65H248L249 67H250V65H251V70L253 71H255V69L256 70H258V69H260V68H264V54H261V52L263 53L264 52V46H262V47H260L261 45H264V39H260V40H258V43H253L252 45H253V50L251 49H243V51H241L240 50V53H239V50L236 52L235 51V56H232L233 55V53L232 52H234V51H232V49L233 48H231V46H229V45H224V44H221L218 40H216V39H214V36L212 35H210V38L212 37V40L214 41H212L211 39H209V32H211L212 31V33H217L218 32V29L220 28L219 27V25H220V22H219V17H220V12L218 13L217 11H219V10H214V11H212V8L211 9H209L210 7H205V9H207V10H205L204 9V6H205V4L203 5V4H201V3H198V4H196V3H194V2H192ZM254 3V4H255ZM259 4L261 3H264V1H260L259 0V2H258ZM23 4H22V6H23ZM31 4V5H30ZM35 4V3H34ZM257 4V3H256ZM41 5H42V3H41ZM44 5V4H43ZM42 5V6H43ZM249 5V6H250ZM21 6V8H23L24 9V7L25 6H23L22 7ZM33 7V9H34V5H32ZM178 6V5H177ZM176 6V7H177ZM185 6V5H184ZM207 6V5H206ZM16 7V8H15ZM36 7H38V6H36ZM35 7V8H36ZM44 7L45 8H43L42 7V12L44 13V14H42L43 16H46V17H49V15L50 14H54L53 13V11L54 12H56L57 13V11L56 10H58L59 11V9H53L52 7L50 8V7H47V6H45L44 5ZM114 6H112V10L114 9L113 8ZM19 8V7H18ZM21 8L19 9V10H21ZM39 8L41 9V6L39 5V7H38V11L40 12V10H39ZM51 10H49V9ZM109 8L111 9V6H109ZM190 8V9H189ZM11 9V11L10 10H8V12H10V14L9 13H5V15L4 16H7V14H9V16H11V18H10V21H8L9 19L7 18V17H9V16H7V17H5V19H8V20H6V21H8V22H6V24L7 23H9V24H7V27L6 26H3V25H5L3 22H1L2 21V19H4V18H0L1 20H0V23H2V25H0V27L1 26H3L1 29H2V34H3V36H4V38H5V41H3V43L1 44V46H2V48L4 49V51L3 52H1V54L3 55V58H0V70L3 68V66L6 64V65H10V63H11V65L12 66H14V68H12L11 70L9 69L8 70V72H9V75L7 74V77L9 78L8 80L10 81V83L11 84H15L16 82L18 83L19 81V83H21V85H23V86H18V88H15V90H12V91H14L13 93H12V97L11 98H13L14 100L12 101V100H8V99H6V101H5V99H1L0 98V125L2 126H0V129H4V128H6V129H8L7 130V132H9V131H11L10 129H13L15 126L17 127V129L19 130V131H21V133H22V135H23V137H22V141H21V144H22V151H23V154L26 156H24V155H22V157H24V159L25 158H27V157H29L30 156V154H28V151L29 150H35V149H37V148H39V147H44V150L45 149H50V148H55L56 147V149L58 150L59 149V146H60V144H62V146H60V148L63 150V151H65V150H67L69 147H70V145H67V143L68 144H72V142L74 141L73 140V138L75 137V138H82V140L83 139H85V141L83 140V142L85 143L84 145H85V147H86V149H84L86 152H88L87 153V155L89 154V156L92 158V156L94 155L93 153H95V149L97 150V149H105L106 150V148L108 149V151H109V155L111 156V154H112V156H111V158H114L113 159V161H114V163H117V164H119V167H117L116 166V172H120L121 174H122V176H121V174L119 173V176H121L120 178H119V176L117 177V175L115 174V176H114V178H116V181L115 182H118L117 180H119L120 179V183L118 184V185H120V186H122V184H123V182H124V170L123 169H121L120 168V166L121 167H123L122 166V164L124 163V162H126V161H128L129 159V156L128 155H126L125 154V149L126 150H128L127 148H130V150L129 151H132V150H135L134 148H136L139 144V146H141V144H143L144 143V141H145V135H147V134H144V133H146L145 132V130H144V128L143 129H141L142 128V126H141V130H137V129H134L135 128V126H134V124H136L135 123V119H134V116H135V113H132V110L133 111H135L134 109H133V107H134V103H138V101L136 100V97L138 96V98L140 97L141 98V100H143L142 102H143V106H145V108L140 104V106L143 108V109H145V110H149V111H151V112H154L155 114H156V119H155V124L153 125L154 127L157 125L156 123H158V124H161V126L163 127V129H165L167 126H168V123H170L169 124V127L171 128V127H173V128H171V129H173V130H170V131H172V133H165V131H162L163 129H161V131H162V133L161 132H158V134L160 135V134H163V133H165L167 136L168 135H170V134H176V133H173L174 132V130H175V132H178V131H181V128L179 127L178 128V126H176V124L173 126V124H171V121H169V120H167V117H166V110H165V108H164V104H161V103H163L164 101H163V99L161 100L162 102H160L159 100L162 98V95L164 94L165 96L167 95V91L165 90H163L162 88H160L157 84H155V82L153 83V84H150V82H148V85L149 86H151V87H153L152 85H154L155 84V86H154V88H153V90H149V91H147L146 90V87H147V89H150L151 87H149V86H147L146 84H144V83H142L143 85H141V83L139 84V86L141 85L142 87L144 86V88H141V87H137V88H139V89H134V88H136L135 87V85H134V83H133V89H134V92H132L133 91V89H131L132 91V96H130V93L129 92H124L123 94L121 93V91H122V88L120 87V84L122 83V82H124L125 81V79H126V77H124V78H121V77H123L124 75H120V73H117L118 71L120 72L121 71V69L123 68V67H125L126 65H125V61H121L120 60V58H113V57H109V55H107V53L104 51L106 48H104V47H107V46H109L110 48H112V47H114V45L116 44V42H112V40L111 39H105V38H103L102 36H97L96 34V32L97 31H99L100 32V30L102 29L101 27H102V25H100V24H102V23H100V22H102V21H100V19H99V21L100 22H97L96 20H94V21H96V23H95V26L93 25V20L91 21V23H90V25L91 26H94L96 29L94 30L93 28L94 27H90V25H89V22H83V23H80L79 25H78V28H76V30L77 29H80L82 32V34L84 33V32H88V30H89V32L88 33H93L91 36H90V39L92 38H94L92 41L89 39V40H87V41H81L78 45H80V47L79 46H76L75 48H74V45H77V43L76 44H65V45H60V47H57V44H55V43H52V42H50V43H52V44H54L53 46H56V48L55 47H53L52 46V44H51V46L53 47V48H55V50L54 49H52V50H54V51H57L58 50V52L59 51H61L62 52V56H63V58L65 57V59L63 60V58L62 57H60V56H58V54H57V52H51V47H50V45H47L49 42H47V41H45L44 39H40V37H42L41 35V33L39 32V30H41L40 29V25H41V23H40V25H39V30H36V31H34L32 34H31V31H32V29L35 27V20H36V15L38 14L37 12L38 11H36V14H35V10L34 11H32V14H33V16H35V19H28L29 17L31 18V17H33L32 15H29L28 16V18H27V16H26V14L25 15H21L22 17H25L26 16V18H25V20L24 21H27V20H29V21H31V20H33L30 24V26H31V31H29L28 29H24V24L26 25V27L28 26L27 24H29L28 22H26V23H24L23 21H21V18L22 17H20L19 19H18V17H16L18 20H20L21 21V23L22 24H20V26H17L18 28L17 29H19V27H20V29H19V31L18 30H14V29H16V27L14 28L13 26H9L10 25V23H11V19H12V17L13 18H15V16L17 15V14H19L18 12H21V11H19V10H15V13H17L15 16H14V9L12 10ZM24 9V10H25ZM32 9V10H33ZM45 9V11H43ZM53 9V10H52ZM61 10V9H60ZM186 10H188V11H186ZM48 11V12H47ZM49 11L51 12V13H49ZM184 11V12H183ZM187 13H186V12ZM193 11V13H191V12ZM11 12H13V16H12V13ZM23 12H25V11H23ZM30 12V11H29ZM29 12H28V14H29ZM41 12V13H42ZM214 12H216V14L214 13ZM22 13V12H21ZM25 13H27V12H25ZM189 13H190V15H192V16H190L189 15ZM24 14V13H23ZM48 14V15H47ZM2 15V16H3ZM196 17V18H195ZM192 20H191V19ZM213 18V19H212ZM4 19V20H5ZM24 19V18H23ZM125 19V17L123 18V20ZM163 21V22H164ZM125 21H123V23H124ZM193 22H194V20H193ZM203 22V23H202ZM243 22V21H242ZM242 22H239V27H240V25H241V27H242ZM242 23V24H241ZM34 24V25H33ZM86 24H87V27H86ZM161 23H159V22H156V25L157 26H159ZM22 25V26H21ZM89 25V26H88ZM96 25H98L97 27H96ZM16 26V25H15ZM30 26L28 27V28H30ZM99 26H101L100 28H99ZM103 26H105V23H104V25ZM168 26H170V27H168ZM4 27H6V28H4ZM8 27H11V28H14L13 30L16 32H14L12 29H9ZM21 27H23V29H21ZM77 27V26H76ZM89 27V29L87 30V28ZM208 27V28H207ZM211 27H213V28H215L216 29V31H215V29L214 30H209ZM240 27V28H241ZM98 28V29H97ZM105 28V27H104ZM103 28V29H104ZM150 28H152V27H148V29H147V31L146 32H144V33H142V35L139 33V36L137 35L136 37H139V39H138V41L141 43V41H144L143 40V36H145V35H152V31L150 30ZM206 28L208 29V30H206ZM213 28H211V29H213ZM91 29V30H90ZM204 29H205V31H204ZM26 31V33H27V30L29 31L28 33H30V36H29V34H25V36H27V38H28V40H27V38L23 35V33H21V32H23V31ZM79 30V31H80ZM94 30V31H93ZM97 30V31H96ZM221 30V29H220ZM220 30H219V32H220ZM18 31V32H17ZM144 31V30H143ZM142 31V32H143ZM209 31V32H208ZM21 33V36H20V33ZM150 32V33H149ZM154 32V31H153ZM206 32V33H205ZM218 32V33H219ZM17 33H19V36H18V34ZM94 33H96L95 35L98 37L96 40H95V38H96V36L94 35ZM147 33V34H146ZM212 33H210V34H212ZM40 34V35H39ZM100 34V33H99ZM144 34V35H143ZM204 34H206V35H204ZM94 35V36H93ZM198 36V38H199V36H200V38L199 39H196L197 37H195V36ZM204 35V36H203ZM215 35H217V34H215ZM6 36V37H5ZM23 36V38H24V40L22 39L21 40V37ZM142 36V37H141ZM206 36H208V37H206ZM102 37V38H101ZM43 38V37H42ZM100 38V39H99ZM141 38H142V40H141ZM208 38V39H207ZM26 39V40H25ZM39 39L41 40V42H39ZM102 39V40H101ZM106 41H105V40ZM43 40H44V42H43ZM95 40V41H94ZM101 40V41H100ZM105 42H104V41ZM108 40V41H107ZM111 40V41H110ZM201 41V43L204 45H206V43L210 40V41H212L213 42V45H212V43L210 42V44L212 45H210L209 44V42H208V44H209V47H205V46H203V48H202V46L200 47L199 45H201V43L199 42V41ZM206 40V41H205ZM25 41V42H24ZM26 41L27 42H30L29 43V46H26V48H28L29 49V51L30 52H26L25 50L24 51H21L20 53H18V54H16V52L18 51H20V49H21V47L24 45V43H26ZM122 41H124V42H122ZM121 41V43H119V45H117V47L119 46V48L120 47H124V45H125V43H126V41L125 40H122ZM197 41H198V44H197ZM204 41V42H203ZM219 42L218 44L221 46V47H223V48H225V49H222L221 47H219L220 49H217V48H215V46H214V43L215 44H217V42ZM47 42V43H46ZM83 42L85 43V44H83ZM102 42V44L104 45V47H103V45L102 44H100ZM109 42V43H108ZM206 42V43H205ZM45 43V44H44ZM49 43V44H50ZM260 43H263V44H260ZM44 44V45H43ZM100 44V45H99ZM109 44V45H108ZM122 44H123V46H122ZM179 44V46H177ZM182 44L184 45L183 47H182ZM187 44V45H186ZM192 45V44H194L193 45V47H189V45ZM196 44V45H195ZM217 44V45H218ZM256 44H257V46H258V49H259V51H260V48H261V50L262 51H258V49H257V46H256ZM113 45V46H112ZM190 45V46H191ZM260 45V46H259ZM41 46H43V47H41ZM48 47L49 49H47L46 47ZM82 46V47H81ZM99 46H102L101 48H100V51H101V55H98L96 58H95V63H94V65L95 64H97V66L95 65L94 66V68L96 69H94L95 71H93L94 72V74H95V78L97 77V79H99V77H100V79H99V81H94V83H97V84H93V85H95V86H92L91 85V87H94V88H97V90L96 89H94V88H91V87H89L87 90L90 92V95H88L87 93V90H86V83H87V80H91V79H87V77L85 78V79H83L80 83L81 84H78V83H76L75 85L72 83L71 85H70V92L67 94V95H63L62 97H64V101H67V103H68V112H67V115H68V113H69V115L68 116H66V117H68V119L69 120H71V118H69V116H71L72 117V115L74 116V114H72L71 115V113H72V111H74V110H76V106L80 103V105L78 106V108L79 109H77L75 112L77 113V111H78V114H76V115H79V118L78 119H80V116L82 115V113L84 112H82L81 111V113L79 114V111H80V108H82V107H80L81 106V104H82V101H85V105L87 104V105H89V107H84L85 105H83V108L84 109H86L85 110V112H86V114H85V112L83 113L84 115H82V117L83 116H85V118L83 119V123L84 124H86V126H88L89 127V125H87V124H90V125H92L91 127H93L92 129L94 130V129H99L100 131L98 132L97 130H96V132H98L97 134H96V132L95 131H93L91 128H89V130L86 128V126H85V128H83L84 130H82L81 129V126L82 127H84V125H83V123H82V125H80L79 127H80V130L79 129H77V130H79L78 131V135H79V137H78V135H76L75 136V133L77 132V130L76 129H74V128H76V126L75 125H77L76 123V121H75V123H73V125H74V130H75V133H73L72 132V128H70V126H72V125H70V126H66V124H67V121H68V123H70L71 121H69V120H66V121H64L65 119H63V120H60L61 118L59 117V115H57V112H54L53 111V113L49 110L48 111V109L49 108H51L52 106H51V103H53V101H50V100H48V102H46L47 100H45L44 98H43V100H44V106H43V102L41 101V100H39V99H42V97L40 96V95H38V93L35 91L38 87H42V86H54V85H56L57 84V82H58V80H59V78L63 75H65V77H68V76H70L71 75V73L73 72V66L74 65H76L77 63H79V61H81V60H79L80 59V57H83V55L84 54H86L85 52H89V51H92V50H97V51H99V49H97V48H99ZM116 46V45H115ZM197 46H198V50H201V52H203L201 55H200V52H197V53H199V55L198 56H196V54L197 53H195L196 52V50H197ZM207 46V45H206ZM212 48H211V47ZM214 46V47H213ZM227 46V47H226ZM254 46H256L255 47V49L257 50V52L255 53V50H254ZM19 47H20V49H19ZM71 47V48H70ZM185 47V48H184ZM46 48V49H45ZM63 48V49H62ZM70 48V49H69ZM74 48V49H73ZM93 48V49H92ZM102 48H103V50H102ZM110 48H108L107 47V49L109 50ZM149 48V47H148ZM148 48H147V51H146V48L145 49H143V53H144V56H142V60H140V61H137L138 63L136 64V62L134 63V68H133V71L132 70H130V73H128V76H127V78L129 77V75H133V78H134V76L136 77L135 79H134V82H135V84H137L138 85V83L139 82H142L143 81V77L146 75L147 76V73L148 72H150V73H152V71L151 70H159V68H160V66L158 67L156 64H155V62L156 63H158V64H160L159 62H160V60H157V58H159V57H157V54L159 55V52L157 51V49L158 48H156V47H154L153 48V51H151L152 50V47H150L151 48V50L150 51H148ZM155 48H156V50H155ZM192 48H193V50H192ZM200 48V49H199ZM204 50V49H206V50H208V51H202V49ZM228 48V49H227ZM44 49V50H43ZM62 49V50H61ZM65 49L67 50V53L68 54H70L69 52L71 51V52H73V53H71L70 55H69V59H68V54L65 52V54L63 53L64 51H65ZM78 49H80V50H78ZM82 49V50H81ZM107 49H106V51H107ZM175 49H176V51H175ZM178 49V50H177ZM180 49V50H179ZM217 49V50H216ZM227 49V50H226ZM36 50V51H35ZM46 50H47V53H48V50L50 51L48 54L46 53ZM121 50V49H120ZM154 50H155V52H154ZM197 50V51H198ZM210 50V51H209ZM245 50H247L246 52H248V54L245 52V53H243ZM15 51V52H14ZM80 51H82V52H80ZM102 51H104V52H102ZM122 51V50H121ZM170 51H169V53H170ZM180 51V52H181ZM187 51V52H186ZM249 51H253L254 52V54H256L255 55V57H256V59H255V57H253L254 56V54H252V52H250V54H249ZM60 52V53H61ZM94 52V51H93ZM145 52H147V53H145ZM149 52V53H148ZM152 52H154L155 54H151ZM184 52H181V53H184ZM218 53V55H217V53ZM46 53V54H45ZM75 53V57H74V54ZM77 53V54H76ZM80 53V54H79ZM83 55H82V54ZM103 53H105V54H103ZM236 53H239V54H236ZM257 53H259V55L257 54ZM12 54H16V55H13V57H12ZM35 54H36V56H38L39 54H40V56H42V57H34L35 56ZM54 54H56V55H54ZM149 54H151L150 56H149ZM176 54V55H175ZM231 54V56H229ZM60 55V54H59ZM80 57H79V56ZM153 55H156V59H155V57L153 56ZM185 55L183 54H178L177 56L179 57V56H181L182 58H178L177 57V60L178 59H180V61L181 60H184V58L183 57H185ZM214 55H215V57H214ZM216 55H217V57H216ZM239 55V56H238ZM261 55V56H260ZM70 56H71V58H70ZM101 56V57H100ZM147 56H149L151 59H150V61H149V59H148V57ZM170 56V55H169ZM201 58H200V57ZM222 56H223V58H224V55L223 54H221V58H222ZM236 56H237V60H235L236 59ZM259 58H258V57ZM36 58V59H39V61L37 60V62H39L38 64H39V67L37 68V71H35V69H33V70H30V67H27V64H29V62H30V60H31V58ZM47 57H49V58H47ZM53 57V58H52ZM72 57H73V59H72ZM79 59H78V58ZM84 57H85V55H84ZM144 57H146L147 58V63L149 64H146L145 62H146V58H144ZM152 57L154 58L153 60H155V62H152ZM173 57H171V58H173ZM232 57V60L230 59ZM262 57V58H261ZM41 58V59H40ZM46 58V59H45ZM54 60V58H55V65H53L54 64V61L52 60V59ZM76 60H75V59ZM161 58V57H160ZM166 58H167V60H166ZM165 59H161V60H163V61H165V63H163V61H161L162 63V66L165 68H163L162 66H161V68H160V70H162V71H165L167 74H169L170 72V70H171V73H172V71H175V72H177V77L182 73V71L180 72V68H176V66H178L179 64H180V66L179 67H183L184 65H182L183 63H184V61L182 62V63H179L178 65H173V64H177L176 62L175 63H173L174 61H177L176 60V58H175V60H174V58L171 60V58L170 57H166ZM169 58H170V61H169ZM186 58V57H185ZM199 58V59H198ZM226 58V57H225ZM255 59V60H253L252 61V59ZM257 58L261 61H263L262 63H263V65H261L262 67H260V66H258V64L260 65L261 63H260V61H258L257 60ZM261 58V59H260ZM43 59V60H42ZM45 59V60H44ZM69 61V63L71 64H69L68 62H67V60ZM78 59V60H77ZM82 59V58H81ZM99 61H98V60ZM187 59H186V61H187ZM234 59V60H233ZM240 59V61H238ZM50 60V61H49ZM66 60V61H65ZM72 60V61H71ZM74 60V61H73ZM145 60V61H144ZM46 61L48 62V64L46 63ZM52 61V62H51ZM71 61V62H70ZM76 61V62H75ZM172 61V63H170ZM179 61V60H178ZM218 61H214L213 60V64L214 63H217ZM236 63H235V62ZM238 61V62H237ZM252 61V62H251ZM259 63H258V62ZM7 62H8V64H7ZM53 63V64H51V63ZM73 62H75L74 64H73ZM125 62V63H124ZM192 62V63H193ZM251 62V63H250ZM253 62H255L256 64H257V67H258V69H257V67H256V64H253ZM120 63V64H119ZM124 63V64H123ZM243 63V62H242ZM51 64V65H50ZM66 64H69L68 66H66ZM116 64V65H115ZM119 64V65H118ZM123 66H122V65ZM128 64H130V62H128ZM136 64V65H135ZM184 64H186V63H184ZM16 65V66H15ZM57 65V66H56ZM73 65V66H72ZM188 65H186V66H188ZM193 65V64H192ZM192 65H190L192 68H194L195 67V65L194 66H192ZM254 65V67H256V68H254V69H252V66ZM18 66V67H17ZM48 66H49V68H48ZM52 66V67H51ZM119 66H121V67H119ZM151 66H152V68H151ZM157 67V69H154V68H156ZM185 66V67H186ZM190 66H188V67H186V68H188V69H192ZM17 67V68H16ZM55 68V70H54V68ZM116 67V69H113V68H115ZM130 67H133V65H131L130 64ZM150 67V68H149ZM154 67V68H153ZM110 68H112L114 71L113 72H110L111 71V69ZM118 68H121V69H118ZM186 68H185V70L183 69V68H181L182 70H183V72L184 73H187L186 72ZM260 69V71L262 70V73H263V70L264 69ZM108 69H110V71H108ZM115 70H117V71H115ZM148 70V72H146V71ZM150 70V71H149ZM251 70H249V72H250V74L252 73L253 75H251L252 76V78L251 77H249L250 79H254L253 77H254V71L252 72ZM97 71V72H96ZM107 71H108V73H107ZM153 71V72H154ZM32 72V74H30ZM111 74H110V73ZM116 72V74H118V75H116V74H114ZM146 72V74L144 75V76H142V74H144ZM169 72V73H168ZM175 72H173L172 74H174ZM179 72H180V74H179ZM215 72H216V70H215ZM214 72V70H213V72H211L210 71V73H208L207 75L208 76H206L205 78H206V82L205 83H203L204 82V80H205V78H204V80L202 79V83H200L199 84V86H201L200 87V90H202L203 89V91H202V93H204V94H201V93H199V86L197 87V88H194L195 90H193L194 92L196 91V90H198V93L196 92V94L193 92V94H195V96H198V97H200L201 95H203L202 96V99H203V97H204V95L205 96H207V97H205L203 100H201V101H204L203 103L204 104H202V105H205L206 107H207V105L209 106L207 109H210V111H208L207 109H205V106L203 107L202 105H200V107H199V105H198V107H199V111L197 110L198 109V107L195 105V107H194V105H192V107H190V109L191 108H193L194 110H195V108H197L195 111L193 110V109H191V111L189 112V114H188V117L190 118V116H191V120H193L192 121V124L193 125H191V130H195L198 126L199 127H204L203 125H204V123H202V125H201V121L203 122V119H205L206 120V122H207V120L210 122V117L212 116L213 118H214V115H215V119H213V120H215L216 121V117L219 119V117H220V120H219V122H221V123H218V126H217V128L221 125V124H223V125H221L220 126V128L221 129H227V127L230 125V124H233V126H230V127H232V129H234V131H235V129H239L240 131H242V133L241 134H243V133H245L246 131H247V129L244 127H241V125H242V123H244V125L246 126V124H245V121L243 120V121H234V123H241L240 124V126L238 127V128H234V126H235V124L234 123H232V115H231V112L230 113H227V111H226V113L224 112V111H221L220 110V105H222L221 104V101L224 99V98H222V100L221 99H219V103H218V101H216V95H218L219 94V92L221 93V94H219L220 95V97H221V95H222V93H225L226 91H223L224 89H222L223 87V82H224V78H225V76L224 77H220V76H217L216 77V75H218L217 73H215ZM248 71H247V75L248 76H250L248 73H249ZM92 73V72H91ZM97 73H98V76H97ZM108 75H107V74ZM121 73H123V74H125V71L123 70V72L121 71ZM149 73V74H150ZM170 73V74H171ZM94 74H92V75H94ZM110 74V75H109ZM171 74V75H172ZM67 75V76H66ZM87 75H89V78H90V75L91 74H87ZM121 77H120V76ZM127 75V74H126ZM137 75H141V77H139V76H137ZM182 75V74H181ZM184 75V74H183ZM246 75V76H247ZM32 77V79H31V77ZM62 76V77H63ZM108 76V77H107ZM170 76V75H169ZM176 76V75H175ZM186 76V75H185ZM247 76V77H248ZM30 77V78H29ZM106 77V78H105ZM137 77H139V78H137ZM180 77V76H179ZM178 77V78H179ZM184 77V76H183ZM207 77H208V82L209 83H207ZM141 78V79H140ZM218 78V79H217ZM26 79H28V80H26ZM96 79V80H97ZM103 79H105V80H103ZM136 79H138L139 81H138V83H136ZM222 79V80H221ZM249 79V80H250ZM94 80V79H93ZM101 80V81H100ZM127 80V79H126ZM142 80V81H141ZM217 80H219V81H217ZM221 80V81H220ZM246 80H248V79H246ZM92 81V80H91ZM89 83H91L90 81H88ZM105 82H106V84H105ZM144 82V81H143ZM152 82V81H151ZM220 83V84H222V85H220V84H218V85H215L216 83ZM249 82V81H248ZM255 82V81H254ZM1 83V82H0ZM18 83V84H19ZM24 83V84H23ZM172 84V82H169V84ZM206 83L207 84H209V85H206ZM253 83V82H252ZM251 82H250V84L251 85H254V84H252ZM256 83V82H255ZM85 85V87H82V85ZM102 84H104L103 85V88L101 87V85ZM203 84H205L206 86H208V88L205 86V88L203 87L202 88V86H203ZM212 84H214V85H212ZM257 84V83H256ZM256 84H255V86H256ZM88 86H90V84H87ZM99 86L100 85V87L101 88H98V87H96V86ZM105 85H107V86H105ZM111 85V86H110ZM117 85V86H116ZM123 85V83L121 84V86ZM105 86V87H104ZM146 86V87H145ZM156 86L157 87H159V89H162V94H161V90H157V88H156ZM171 85H169V87H170ZM213 86L215 87V88H213ZM216 86L218 87H220V89L223 91H221V90H219V87L217 88V90H216ZM254 86V87H255ZM30 87H34V88H30ZM79 87V88H78ZM82 87V88H81ZM111 87V88H110ZM149 87V88H148ZM252 88H253V86H251ZM2 85H0V91H2ZM41 89V88H40ZM55 90H58V91H62V90H64V91H66L67 89H63V88H54ZM69 89V88H68ZM83 89H85V90H83ZM119 89L121 90V91H119ZM142 89L143 90H145L146 92H142ZM136 90H139L138 91V93H137V91ZM141 90V91H140ZM119 91V93H121L122 95H120L119 93H117ZM87 92V93H86ZM123 92V91H122ZM216 92V93H215ZM243 93H244V91H242ZM241 92V93H242ZM134 93H135V95H137L136 97H134L135 95H134ZM140 93H141V95H140ZM240 93V97L239 96H237L236 98H230L231 100V106H233L232 104H234V101H238V100H240V101H238V102H240V105H238L239 103L237 102V104L236 105H238V107L241 109L242 108V106L245 108V105L247 104V102H246V104H245V99L246 98H244V96H247V94L246 95H244L243 93V95ZM247 93V92H246ZM199 94H200V96H199ZM216 94V95H215ZM225 95V94H224ZM224 95H222V97L224 96ZM39 98H38V97ZM88 96V97H87ZM93 97V98H91V97ZM212 97V98H209V97ZM84 97H86V98H84ZM91 99H90V98ZM104 97V98H103ZM120 97V98H119ZM149 97V99H147ZM240 99H239V98ZM241 97H243L244 98V101H242L243 100V98H241ZM108 100L109 99V103H110V101H111V103H112V105H111V103L109 104L107 101H105L106 99ZM117 98V99H116ZM164 98V97H163ZM218 98H219V96L217 97V100H218ZM225 98H228V96H225ZM83 99V100H82ZM84 99H86V100H84ZM87 99L88 100H90V101H92V104L93 105H91L90 103H89V101L86 103V101H87ZM97 100L98 101V99L99 100H102L103 101V103L101 102V106H95V105H97V103H99L100 104V102L98 101H95L96 102V104L94 103V100ZM114 101V102H112V100ZM165 99V98H164ZM200 99H201V97H200ZM210 99H212V100H210ZM234 99V100H233ZM5 102H4V101ZM210 100V102L212 101L213 102V100H214V106H213V103L211 102V105H210V102H208ZM225 100V99H224ZM227 100V99H226ZM3 101V102H2ZM11 101V102H10ZM12 102H16V104H14L15 106H17V107H15L14 105H13V103ZM104 102H106V103H108L109 105H111V106H109V105H107L106 103H104ZM12 103V104H11ZM48 103V104H47ZM207 103H209V104H207ZM218 103V104H217ZM242 103H244L243 105H242ZM264 103V102H263ZM263 103H261L262 105H263ZM95 104V105H94ZM11 105H12V108H11ZM51 107H50V106ZM53 105H55V104H53ZM103 105L105 106V107H108L109 108V111H110V113L108 112V111H104V112H102L101 114L103 115H101V114H99L101 111H102V107H103ZM260 105V103L259 104H257V106H259ZM13 106H14V108H13ZM21 106V107H20ZM25 106V107H24ZM96 108H95V107ZM115 106H116V109H112L113 107L115 108ZM218 106H219V108H218ZM234 106H235V104H234ZM233 106V107H234ZM261 106V105H260ZM24 107V108H23ZM49 107V108H48ZM99 107V108H98ZM111 107V108H110ZM147 107V108H146ZM215 107V108H214ZM237 107V108H238ZM10 108V109H9ZM19 108H23V109H21V110H19ZM44 108V110H42ZM53 108L55 109V111H56V108H55V106H53ZM89 108H93V110H89ZM94 108H95V110H94ZM165 110V115H164V113H162V110L163 109ZM204 110H206L205 111V114L206 115H208V116H210V117H208V116H206L205 117V114H203L204 112H203V109ZM212 108H214V109H216L217 111L216 112H218V113H216L215 111H213V109ZM218 108V109H217ZM235 108V107H234ZM237 109L238 111L237 112H239V110L240 109ZM12 109V110H11ZM13 109H15V115L18 117L19 115H21L22 113H23V115H21L19 118H17L11 111H14ZM27 109V110H26ZM74 109V110H73ZM84 109H82V110H84ZM96 109H101V110H99V112L97 113V111L98 110H96ZM189 109V110H190ZM246 109V108H245ZM244 109V111H243V108H242V110H240L241 112L243 111V113L246 111V112H249V113H251V114H253L251 111H253V110H245ZM4 110H6V112L4 111ZM8 110L13 114V116H15V118H13V116H12V114L11 113H9L8 112ZM26 110V111H25ZM40 110V111H39ZM108 110V109H107ZM114 110V112H111V111H113ZM116 110V111H115ZM164 110H163V112H164ZM188 110V111H189ZM202 110V111H201ZM221 111V112H224V114H225V116L226 115H228V116H226L225 117V119H226V121H228L227 123H229V125L227 126V124H224L226 121H224L223 119H221V117H223V113L221 114H219V111ZM27 114V113H30L29 115L27 114V116H28V119H29V117H30V115L32 114V116L31 117H33V118H30L31 119V121L30 122H28V121H26L25 119H27V117H25L24 118V115H26L24 112ZM29 111V112H28ZM42 111V112H41ZM194 112V114H195V112L196 111H198V112H200L201 111V113H199V114H201V121L199 120L198 122H197V120H196V123H194V121H195V118L196 117H194V114H190L191 112ZM235 111H236V109H235ZM6 113V114H4V113ZM21 112V113H20ZM38 112V113H37ZM40 112L42 113V115H40ZM47 112H49L48 114H50V113H52L53 115H51V116H49V120H50V118H53L51 121L52 122H54L53 124H55V123H57V124H59V126H60V124L62 125V126H60V128H59V126L57 127V124L55 125V127L56 128H58L57 130L54 128V126H51V124H50V122H49V120H48V114H47ZM128 112V113H127ZM159 114H158V113ZM203 112V113H202ZM132 113V114H131ZM162 113V114H161ZM209 113V114H208ZM8 114V115H7ZM10 114V115H9ZM19 114V115H18ZM34 114V115H33ZM35 114H37L38 115V117H37V115L35 116ZM47 114V115H46ZM55 114V115H54ZM127 114H128V116H127ZM158 114V115H157ZM203 114V115H202ZM242 114V113H241ZM42 116V117H40V116ZM57 115V116H56ZM106 115V116H105ZM134 115V116H133ZM164 115V116H163ZM198 114L196 113V115L195 116H197ZM231 115V116H230ZM11 116H12V118L14 119V120H19V122H21V123H19V122H17V124L14 122V120L11 118ZM199 116V115H198ZM197 116V117H198ZM230 116V118L231 119H228V117ZM39 119V120H37V118ZM76 117V118H75ZM74 118L75 119H77V116H75ZM101 117H103L104 118V120L103 119H100ZM107 117V118H106ZM109 117V118H108ZM200 117V116H199ZM202 117H205V118H203L202 119ZM208 117V118H207ZM211 117V118H212ZM21 118L23 119L22 121H21ZM42 118H44L42 121H40V119H42ZM56 118V119H55ZM58 118H60L59 119V121H58ZM74 118H72V120H74ZM165 118V119H164ZM224 118V117H223ZM264 118V117H263ZM262 118V119H263ZM27 119V120H28ZM36 121H35V120ZM77 119V120H78ZM82 119V118H81ZM217 119V120H218ZM26 122H25V121ZM44 120H46V123H45V121ZM54 120H57L58 122H55ZM103 121V123L101 122V121ZM229 120H230V122H229ZM35 121V124H36V122H37V124L38 125H42V127L41 128H44V127H46L47 128V125H48V127L49 128H47V129H49L48 131H50V133H48V135L46 136L45 134L48 132L47 131V129L45 128V129H39V131L40 130H42V134L40 133V132H38L37 131V129H38V125L36 124H34L33 122ZM39 121L40 122H42L41 124H39ZM61 121L63 122V124L61 123ZM79 122V124H81V121L82 120H78ZM108 121V122H107ZM169 121V122H168ZM60 122V123H59ZM64 122H66V123H64ZM101 122V123H100ZM165 122H168V123H166L165 124ZM205 122V121H204ZM206 122H205V125L206 126H208V125H212L214 122L213 121H211V123L209 124L208 122H207V124H206ZM213 122V123H212ZM261 122H263L262 124H260L261 126L264 124V121L263 120H261ZM12 123H14V124H12ZM98 123V125H96ZM101 125H100V124ZM153 123V122H152ZM165 124V126H163V124ZM173 123V122H172ZM198 123H200V125L198 124ZM217 123V122H216ZM215 123V124H216ZM3 124V125H2ZM45 124H47L46 126H45ZM52 124V125H53ZM70 124H72V123H70ZM195 124H198V125H195ZM236 124V125H237ZM6 125V126H5ZM13 125H15V126H13ZM63 125H64V127L65 128H62L63 127ZM68 125V124H67ZM99 125H100V127L102 126H104L103 127V129H105L104 131L103 130H101V128H99ZM194 125H195V127L196 128H194ZM214 125V124H213ZM239 125V124H238ZM237 125V126H238ZM13 126V127H12ZM33 126H36L35 128H36V131L38 132H36V131H34L33 130ZM38 126V127H37ZM44 126V127H43ZM95 126L96 127H98V128H95ZM160 125H158L157 126V128L159 127ZM175 126H176V128H175ZM193 126V127H192ZM205 126V127H206ZM9 127V128H8ZM12 127V128H11ZM66 127H67V129H68V131H65L66 130ZM73 127V126H72ZM132 127H134V128H132ZM161 127V128H162ZM165 127V128H164ZM168 127V128H169ZM230 127H228V128H230ZM52 130H51V129ZM69 128L71 129V132L73 133H71L74 137L73 138H68V136H67V138L69 139H67L68 141H70V143L65 139V137H66V135H68V134H64V131H65V133H67V132H69L70 133V130H69ZM175 128V129H174ZM220 128H218V129H220ZM262 128H264V125L262 126ZM6 129H4L3 131H6ZM61 129H63L64 131H61L60 132V130ZM154 129H156V127L154 128ZM158 129H160V128H158ZM1 130V131H2ZM44 130H46L44 133H43V131ZM56 130V131H55ZM59 130V135L61 136V133H62V137H60V138H58L59 136L57 135L58 133H57V131ZM73 130V131H74ZM83 131V135H85L86 133H84V132H86V130H88L87 131V135L86 136H83L82 137V134H81V132L80 131ZM91 130V131H90ZM134 130V131H133ZM165 130H167V131H169V129H165ZM238 130V131H239ZM53 131H55V132H53ZM147 131V130H146ZM159 131V130H158ZM55 133L56 134V136H58V137H56L55 135H53V133ZM93 132H95L94 134H95V136L97 135V139H95V138H93L94 136H89V135H91ZM102 132H105L106 134H104V133H102ZM237 132V131H236ZM36 133H37V135H39V133L41 134V139L36 135ZM90 133V134H89ZM103 134V135H100V134ZM44 134V135H43ZM77 134V133H76ZM81 134V135H80ZM178 134V133H177ZM176 134V135H177ZM238 134H240V133H238ZM240 134V135H241ZM64 135H65V137H64ZM72 135H71V137H72ZM93 135V134H92ZM98 135H100V137H98ZM105 135V136H104ZM165 135V136H166ZM236 135H237V133H236ZM40 136V135H39ZM45 136V137H44ZM161 136H164V134L163 135H161ZM238 136V135H237ZM64 137V138H63ZM69 137H70V135H69ZM173 137H175V136H172L171 135V137L170 138H173ZM43 138V139H42ZM74 138V139H75ZM79 138V139H80ZM147 138V137H146ZM177 138V137H176ZM61 139H65L67 142H66V144H64L65 142H62L61 141ZM79 139H77L75 142H77V145L73 142V145H75V147H76V152L78 153H76V152H74V154H77V155H75V158L73 159L72 157L70 158V157H68L67 155H69V156H72L71 155V153H69V152H72V149H73V151H74V148L75 147H72V149H71V151H69L70 150V148L68 149V151H66V152H64V153H66L65 155H66V157H68V159L67 158H65V155H63V151L62 150H60L59 152H56V150L54 151L55 153H54V155L52 154L53 153V151L52 150H54V148L50 151V150H48V152H47V150L46 151H44V150H42V148L40 149V151L42 152V154H43V152L45 153L46 152V154L49 156V154L51 153V156H55V154L57 153V156L55 157V159H53L52 157H50L52 160H53V162H54V164L56 163L57 164V162L56 161H60V160H58L57 159V157H58V153H60V155L61 156H64V158L65 159H67V160H61L60 161V165H63V164H61V162H65V163H67V165L68 166H70L71 167V165H73V167H78L77 165H76V163L77 164H79V163H81V164H83V165H85L87 162L86 161H83V162H85V163H83L82 162V160L85 158L84 156H86L85 155V153H84V150H83V153H81V154H84L83 156L80 154V149H81V145H82V148H83V144L82 143H80L81 145H79L78 146V141H79ZM71 140H73V141H71ZM81 140V139H80ZM59 141L60 142H62V143H59ZM112 141V142H111ZM147 141V140H146ZM145 141V142H146ZM80 142V141H79ZM158 142H162L161 140H158ZM110 143L112 144V146L110 145ZM149 142L147 141V144H148ZM58 144H59V146H58ZM64 144V145H63ZM90 144V145H89ZM114 144V145H113ZM137 144V145H136ZM147 144L145 145V146H147ZM238 144H240L241 145V143H238ZM13 145V144H12ZM11 145V147H13ZM15 145V144H14ZM66 145V146H65ZM99 145H101V147H103V148H100V146H99V148H98V146ZM63 146H64V148H63ZM95 146V147H94ZM111 146V147H110ZM136 146V147H135ZM139 146H138V148H139ZM143 146H144V144H143ZM238 147H239V149H240V152H242V154L241 153H238V151H237V149L235 150V152L237 153L236 155H234V156H237L238 154H241L240 156L241 157H243V151H241L242 150V148H240V146L239 145H237ZM10 147V146H9ZM11 147L9 148L10 149V151L12 150L11 149ZM15 147H16V145H15ZM15 147H13V148H15ZM45 147H48V148H45ZM67 147V149H65ZM84 147V148H85ZM91 147V148H90ZM97 147V148H96ZM115 147V148H114ZM126 147V148H125ZM133 147V148H132ZM142 147V146H141ZM140 147V148H141ZM80 148V149H79ZM87 148H88V150H87ZM90 148V149H89ZM94 148V149H93ZM131 148H132V150H131ZM138 148H136V150L138 149ZM139 148V149H140ZM237 148V147H236ZM21 149H20V153L22 152L21 151ZM113 150L112 152L110 151V150ZM123 149V150H122ZM31 150V151H32ZM13 152L15 151V150H12ZM50 151V152H49ZM81 151H82V149H81ZM115 151H116V153H115ZM121 151H123V152H121ZM247 151V150H246ZM245 150H244V152H246ZM68 152V153H67ZM19 153V154H20ZM124 153V154H123ZM130 154L131 153H134V151L133 152H129ZM247 153H248V151H247ZM246 153V155H244V156H246V157H248V155H250L249 153L247 154ZM72 154H73V152H72ZM113 154H115L114 156H113ZM245 154V153H244ZM1 155V154H0ZM39 155L41 156V158H39V156H37V158L33 161V163H34V167H33V163H31V165H28V166H32V169H31V171L33 172L34 170H33V168H36L35 169V173H34V175L32 174V173H29V172H27V173H25V174H27V175H25V184H26V181H27V183H28V181L30 182L29 184H26V185H28V186H23L22 184H24V183H19V182H16L15 181V183L13 182V180H16L17 179V177H16V175L15 176H9L8 177V175H3V174H6L5 172L3 173V174H0V177H3L1 180H0V183L2 184V181L4 182L3 183V185L5 186V188L3 187V185L1 186L2 188H4L5 189V192H3L2 190V192L0 191V196H2L1 195V193H6V195L4 196V197H6V199H4V197L3 198H1V199H4V202L2 203V204H0V222H2V224H3V226L5 227V225H6V227L5 228H2V226H1V228H2V230H0V236L2 235L3 236V233H5L4 231L6 230V228H7V224H5L6 222H7V220L5 219V218H7L8 217V213L10 214L9 216L11 217V211L13 210V209H10L11 207H13L14 208V206L16 205V203H13V202H17V200H18V198H20V196H22V194H24L25 193V195H26V193L28 194V193H31L33 190H35L34 192L36 193L37 191V193H39L41 190H42V187H43V185L42 186H38L37 185V187H41L40 188V191H39V188L37 189V187L35 188V189H32L33 187L31 186V185H36V183H35V181H36V179H39L38 181H36V182H38L37 184H41V180H42V178L44 179L45 178V180L47 181V179H48V175L49 174H51L50 172H52L53 173V171H51V169H49L51 166H53V162H51V163H45V167L47 168L46 169V171L47 172H44V173H47L46 174V176H47V178L45 177V176H41L40 175V178H37L36 177V179H35V174H36V176H39L38 175V172L39 171H37L36 172V170H37V167H38V170H40L42 167L41 166H43L44 167V164L42 165V163H44L45 161L46 162H48L49 161V159L48 160H44V158H43V156L41 155V153H39ZM108 155V156H109ZM77 156H79V157H77ZM88 156V158H90ZM109 156V157H110ZM126 156H128V157H126ZM233 155H231V157H227V165H226V159L223 161V164H222V161H221V159L219 160L218 158V160H216V165L214 164V161L215 160H213V161H210V162H208L207 163V165H208V168H210V166H209V164H211V162L214 164L213 166H212V168H210V169H212V170H214L215 168L217 169V167L218 166H220V167H218V168H224L225 169V167L227 168L226 170H232L233 171V168H234V171H235V168L237 167V166H239L241 169H242V164H243V161H242V163H241V160H243V159H241L240 161H238V159L236 160V162L234 161V160H232L233 159V157H232ZM239 156V155H238ZM240 156H239V158H240ZM21 157V158H22ZM76 157H77V160H76ZM83 157V158H82ZM87 157V156H86ZM250 157V156H249ZM39 158V159H38ZM58 158H62L63 159V157H58ZM72 159V160H70V159ZM82 159V160H80L81 162H79L78 163V159ZM91 158L89 159L90 161V163H87V164H94L95 165V163H92V160H91ZM230 158H231V160H230ZM245 158V157H244ZM37 159H38V161H37ZM50 159V161H52ZM128 159V160H127ZM234 159H235V157H234ZM248 159V158H247ZM250 159V158H249ZM0 160H1V156H0ZM40 160H43L42 161V163H41V161ZM54 160H56V161H54ZM73 160H76L77 162L75 163V161L72 163V164H70L69 163V161H73ZM85 160H88V159H86L85 158ZM112 160V159H111ZM245 160H246V158L244 159V162H245ZM40 161V163H37V162H39ZM124 161V162H123ZM217 161H221V164L219 165V163L217 162ZM238 161V162H237ZM246 161H248V160H246ZM121 162V163H120ZM64 163V164H65ZM203 162H201V164H202ZM206 162H204V164H205ZM29 164H30V162H29ZM36 164H38V165H40V167L39 166H37ZM46 164H47V166H46ZM59 164V163H58ZM57 164V165H58ZM74 164H75V166H74ZM121 164V165H120ZM225 164V165H224ZM228 164H233V166H236V167H233L232 168V166H230L231 168H229L228 167ZM26 165V164H25ZM59 165V166H60ZM81 166L82 167V169H80V172H81V170L83 171V170H85L86 171V173L83 171V173H80V175H81V177L80 178H83V176L86 174V176H88V174L90 175L89 176V178H86V177H84L83 179H81L82 180V182L84 183V181L83 180H85V178L86 179H89L90 181H89V183H90V185H89V183H88V180H87V183H85L84 185H82L81 184V182H80V179H79V177H78V183L79 184H81V186H79L78 185V187L77 188H80L81 190H83L84 189V187L85 188H87V189H84V190H86V191H89L90 189H92L91 187L93 186V179H94V171L96 172V170H95V168L97 169V166L94 168V165H89V167L86 165L85 167H88L89 168V173L87 172V170L86 169H83V167L84 166ZM203 165V164H202ZM202 165H200V163H198V162H195V163H192V164H190V163H188V165L187 166H189L188 167V169H189V173H188V176H190L191 177V180L189 181V182H182V175L180 174V172L183 170H178V169H176V170H171V169H169L166 173V176L164 177V178H162V181L160 182V180L156 183L154 180H149L150 178L148 177V178H146V177H144V178H146V179H144L143 177H141L142 178V183L143 184H145L146 183V185H148L149 183L151 184V181H152V183H156L157 185H155V186H157V187H154L153 189H152V186H151V188H150V184L147 186L148 187V189H147V187L145 188V187H143V188H138L137 187V189H140L141 191H142V189H143V191H144V188H145V192L144 193H146L147 191L149 192L150 191V189H151V194L149 195L150 196V198L148 197V200H146L147 198H145V195L141 192V191H139V190H137V192L135 191L136 190V188L133 190V193L131 194V192L130 191H132V190H130V189H133L132 188V184H133V181H131L130 183H132V184H130V183H128V184H130V186L127 184L126 185V187L127 186H129V187H131L130 189H129V187H127L128 189H129V192H130V194L133 196V194H135L134 195V199L133 200H135V197L138 195L137 193H139L140 192V195L142 196V194H143V196L141 197H139V195L137 196V201L136 202H138V198H139V200H142V198H144L145 199V202H153V203H155V205H156V202L158 201V200H156V202H154L155 200H154V198H155V196L157 195V194H155V193H159V191H160V193H159V195H157V196H168L169 197V194H173L174 196L175 195H177V196H175V197H178L177 199H180V201L182 200V202H184L185 200V202H184V204H188L187 203V200L189 201V198H191L192 199V206H185L186 208H188V209H192V208H195L196 210H199L200 209V207H201V202H203L202 204H204V202H206V200L207 199H205V198H208L209 196H211V198L209 197V199H210V201H208V203H211V204H214L213 203V199L212 198H214V196L212 197V195H215V192H213V191H216V193H217V191L218 192H221V188H218V186H216V187H214L213 188V191H212V188H211V191H212V193L213 194H211V191H209L210 190V188H208V187H210L209 185L211 184V182H212V180L214 181V179H215V181L217 180L215 177H214V179H211V178H208V179H210V181H207V177H205V174H206V172H208V171H206V169H207V167L206 168H204L205 167V165H203L204 167V169L202 168ZM27 166V167H28ZM215 166V167H214ZM217 166V167H216ZM22 168H21V171H23V172H20V173H18V175L20 174V175H22V174H24V170H23V165L21 166ZM26 167V166H25ZM25 167H24V169H25ZM27 167H26V169H27ZM49 167V168H48ZM93 167V168H92ZM107 168L104 170V171H109V167L108 166H106ZM76 168H74V169H76ZM120 168V169H119ZM29 169V168H28ZM43 169V171H45V168H42ZM49 169V170H48ZM93 169V170H92ZM215 169V171L213 172V173H216V171H217V174H214V175H216V177H218V170H216ZM19 170H20V168H19ZM58 170V169H57ZM57 170H54V172L55 171H57ZM73 170V169H72ZM91 170L93 171V172H91ZM121 170H122V172H121ZM171 170V171H170ZM50 171V172H49ZM73 171H77V169L76 170H73ZM73 171H72V173H73ZM211 171V170H210ZM236 171H238L237 170V168H236ZM239 171H240V169H239ZM26 172V171H25ZM40 172L41 173H43L41 170H40ZM182 172H184V173H182ZM181 173L182 174H185V171H182ZM11 173V172H10ZM28 173H29V175H31L32 174V179H31V177H30V179H29V177H28ZM59 171L58 172H55V174L53 173V175L51 174V175H49V178L51 177V179H56V180H58V175H59ZM71 173V174H72ZM76 174H77V172H75ZM209 174H211V172H208ZM8 174H9V172H8ZM14 174H16V173H14ZM14 174H12V175H14ZM40 174V173H39ZM57 174V176H55ZM61 174V173H60ZM84 174V175H83ZM3 175V176H2ZM9 175H11V174H9ZM19 175V176H20ZM43 175V174H42ZM78 175V174H77ZM91 175H92V177H91ZM24 176V175H23ZM52 176H53V178H52ZM73 176V175H72ZM110 175H108V176H106L105 178L107 179V181H109L110 180V177H109ZM184 176V175H183ZM208 176V175H207ZM210 176V175H209ZM13 177V178H12ZM16 177V178H15ZM21 178H24V177H22V176H20ZM20 177H18V179H19V181L21 180V178ZM34 177V178H33ZM74 177H76V175L74 174ZM93 178V179H91V178ZM205 177V178H204ZM210 177H213V174H212V176H210ZM15 178V179H14ZM62 178V175L61 176H59V180ZM77 178V177H76ZM119 178V179H118ZM244 178V179H243ZM241 180H243V182H242V186H244L243 185V183L246 181V182H248L247 181V178H245V177H243ZM13 179V180H12ZM18 179H17V181H18ZM26 179H29V180H26ZM73 179H75V178H73ZM109 179V180H108ZM112 179H113V177H112ZM124 179V180H123ZM140 179V178H139ZM149 180V183H148V180ZM180 179V180H179ZM22 180H24V179H22ZM30 180H32V181H30ZM56 180H53V181H55L54 183H52L53 181L51 180V183L53 184L52 185V187L50 188V187H46V185H44L45 187H46V189H45V187H44V190H42V191H44L43 193H45V191H46V193H45V195L48 193L47 192V189H51L50 191H49V193H53L54 191H56L57 190V186H56V184L55 183H57V185H61V183H64L65 181H62L61 183H58V182H60L59 180L56 182ZM93 180V181H92ZM121 180H123V181H121ZM134 180V179H133ZM245 180V181H244ZM40 181V182H39ZM67 181V180H66ZM134 181H137V180H134ZM264 181V180H263ZM21 182V181H20ZM48 182V181H47ZM85 182H86V180H85ZM139 182H141V180L139 181ZM145 182V183H144ZM210 182V184L208 185V183ZM16 183H19V184H21L19 187V189L20 190H18L17 191V189L15 190V188L17 187V185H19V184H16ZM32 183V184H31ZM43 183V182H42ZM44 183H46V182H44ZM69 183V184H68ZM68 183L67 182H65V184H63L64 186H65V188L67 189V190H69V189H71L72 190V186H70L71 185V183L68 181ZM148 183V184H147ZM213 184H214V182H212ZM14 184H16V185H14ZM24 184V185H25ZM136 184L137 183H134V185L136 186ZM177 184V185H176ZM212 184V185H213ZM217 183H215V185H216ZM10 185H11V187H10ZM60 185H59V187H60ZM88 187H87V186ZM124 185L125 184H123V189H121L122 187H120V189H121V191L120 192H118L116 195H114V194H112L113 196H112V198L114 197V196H116L115 198L117 199L118 197H119V195H120V198L121 199H117V201L115 200V202L117 203V211H115L116 213H118V211L119 210H122V212H124L125 213V206L126 205H129V204H131V200L129 201V203H127L125 200H123L122 198H127V200H128V198L130 197L131 199H132V197H131V195L129 194V197H123V196H127L125 193H124V191H125V189H124ZM142 185V184H141ZM140 185V186H141ZM248 186H249V182H248V184H247ZM23 186V188H21ZM29 186H31V190H29ZM54 186H56V187H54ZM82 186H84L83 188H82ZM139 186V187H140ZM175 188H174V187ZM214 186V185H213ZM246 186V185H245ZM248 186H247V191L249 192V194H248V196H250V194H251V191H250V186H249V189H248ZM0 187V188H1ZM15 187V188H14ZM35 187V186H34ZM160 187V188H159ZM1 188V189H2ZM13 188V189H12ZM25 188L27 189L28 188V192L25 190ZM55 188H56V190H55ZM93 188H94V186H93ZM118 188H119V186H118ZM155 188H157V189H155ZM23 189L25 190V191H23ZM54 189V190H53ZM73 189H74V187H73ZM89 189V190H88ZM209 189V190H208ZM214 189H216V190H214ZM219 189H220V191H219ZM245 189V188H244ZM262 189H264V187H262ZM13 191V192H11V191ZM71 190H69V193H70V198H72V197H74L75 198V196H72V194L74 195V191H75V189H74V191H71ZM77 190V189H76ZM122 190H124L123 192H122ZM147 190V191H146ZM153 190L154 191H156V192H153ZM166 190H168V191H166ZM170 190V191H169ZM174 190V191H173ZM177 191V193H176V191ZM207 190H208V192H207ZM241 190H243V188L241 189ZM8 191L10 192V193H12L14 196H15V194H16V191H17V196H18V198L16 197V199L15 200H13V202H11L12 200L10 199V197H11V195L12 194H10V193H8ZM42 191H41V194H42ZM52 191V192H51ZM134 191L136 192V193H134ZM161 191H162V193H164V194H162L161 193ZM172 191V192H171ZM247 191H245V192H247ZM264 191V190H263ZM263 191H261V189H260V193L262 192L263 193V195H264V192ZM18 192H24V193H22V194H19ZM71 192H72V194H71ZM123 193V195H121L122 193ZM152 192H153V194H152ZM170 192V193H169ZM175 192V193H174ZM208 193V194H205V193ZM244 192V191H243ZM245 192L244 193H240L241 195H243V194H245ZM121 193V194H120ZM128 193V192H127ZM169 193V194H168ZM179 193H182L181 195H178ZM222 193V192H221ZM221 193H219V194H221ZM259 193V194H260ZM261 193V194H262ZM3 194V195H4ZM9 194V195H8ZM54 195L56 194V192H54L53 193ZM125 194V195H124ZM137 194V195H136ZM147 194V193H146ZM149 194V193H148ZM219 194H216V197H218V196H220ZM239 194V193H238ZM260 194V195H261ZM12 195V197L11 198H13L14 196ZM54 195H52V196H54ZM218 195V196H217ZM241 195H240V197H241ZM9 196V197H8ZM47 196V195H46ZM49 196V195H48ZM51 196V198L52 199H55L56 197L54 196V197H52ZM122 196V197H121ZM148 195H146V197H147ZM165 196V197H166ZM185 196V197H184ZM208 196V197H207ZM102 197H104L103 195L101 196V197H98V199L100 200ZM168 197H166L165 198V200L168 198ZM244 197V196H243ZM50 198V197H49ZM73 198V199H74ZM141 198V199H140ZM153 198V199H152ZM201 198H204L205 199V201H201L200 202V200H202ZM242 198V197H241ZM245 198V197H244ZM248 198V197H247ZM252 198V197H251ZM250 198V199H251ZM1 199H0V201H1ZM114 199V198H113ZM152 199V200H151ZM155 199H158V197L157 198H155ZM203 199V200H204ZM217 200L218 199H220L221 200V198L219 197V198H216ZM243 199V198H242ZM8 200V201H7ZM76 200H78V199H76ZM75 199H74V202H72L71 204V206L72 207H70V208H74L76 205L78 206V205H81V203H80V201L78 202V201H76ZM118 200H120V201H118ZM125 201V204H123V206H122V204H121V202L122 201ZM151 200V201H150ZM160 200H164V197L163 198H161ZM217 200H216V203H218V202H220V201H218L217 202ZM247 200H249V199H247ZM246 200V201H247ZM7 201V202H6ZM73 201V200H72ZM144 201V200H143ZM214 201H215V199H214ZM245 201V202H246ZM251 201V200H250ZM50 202L52 203V202H55V201H51V199H50ZM77 202H78V204H77ZM120 202V204H121V206L119 205V208H118V203ZM190 202V201H189ZM191 202H190V204H191ZM243 202H244V200H243ZM1 203V202H0ZM6 203V204H5ZM8 203H10V204H8ZM50 203V204H51ZM76 203V204H75ZM122 203H124V202H122ZM162 203V202H161ZM200 203V204H199ZM215 203V204H216ZM222 203H223V200H222ZM12 204V205H11ZM14 204V205H13ZM53 204V203H52ZM56 204V203H55ZM55 204L53 205V207L50 205V210L49 211H51V209L53 210V209H55ZM220 204H221V202H220ZM246 204H248V202L246 203ZM73 205H74V207H73ZM160 205H162V204H160ZM189 205V204H188ZM198 205H200V206H198ZM8 206H10V207H8ZM76 206V207H77ZM199 207V209H197L198 207ZM203 206V205H202ZM6 207H8V209H7V212H6ZM74 208V209H71V211L69 212V215L71 216V215H73V211H74V213L76 212V210H78L80 207L78 206V209L77 208ZM124 207V208H123ZM128 207V206H127ZM156 207H159V204H158V206H156ZM197 207V208H196ZM57 208V207H56ZM239 208L241 209V208H243V206L242 207H240L239 206ZM124 209V210H123ZM154 209H155V207L154 208H152L151 210H153V212H154ZM195 209H192L191 211L192 212H195ZM245 209V208H244ZM11 210V211H10ZM242 211H243V209H241ZM10 211V212H9ZM57 211V209H55V212H54V210H53V213L55 214V216H54V214H53V216H51V215H49L48 216V218H49V221H52L53 223L54 222H56V223H52V222H50L54 227H55V229L57 230V229H59V231H60V228H61V230H62V227L63 226H65V225H67V218H69L70 216L69 215H67V214H65V221H64V223H62L63 222V219H62V217H61V220H59L60 221V223H58L57 221H55V219H57L56 218V212ZM5 212H6V215H5ZM121 212V213H122ZM119 213H120V211H119ZM121 213H120V215H121ZM245 213V212H244ZM3 214H4V217H2L3 216ZM48 214H50V212H48ZM67 215V216H66ZM118 215V214H117ZM122 215H124V214H122ZM120 216V217H123V216ZM246 215V214H245ZM119 216V215H118ZM247 216V215H246ZM248 216H249V214H248ZM59 217V216H58ZM63 217V218H64ZM245 217V216H244ZM3 218V219H2ZM54 219V221H53V219ZM7 219H9V218H7ZM51 219V220H50ZM124 219V218H123ZM67 221V222H66ZM131 221H133V220H131ZM131 221H128L127 219H125V220H123V224H129V225H134L135 223H132V224H130L131 223ZM4 222V223H3ZM66 222V223H65ZM16 223V221H14L13 223H11V225H9V226H14V228L12 229L11 227H9L8 226V228H9V230L11 231L10 233H11V238L12 239H15V241L17 240L18 241V243L20 244V242H19V239H21L22 240V244L23 245H21L20 244V246L19 247H23V250H22V248L20 249L21 251H19L18 252V254L16 255V260H18V262L20 263V264H24L23 263V259L21 258L23 255H24V249H25V247H29V245L30 246H33L34 245V242L35 243H37V244H40V241H41V244H42V242L44 241H46L47 240V238L45 239V236H44V238L43 239H45V240H38L39 238H38V234L40 233L39 231H38V233H37V235H35L36 233L34 232V235L33 234H31V235H33V236H29V234L30 233H33V232H30L29 230H28V232L27 233H29L28 234V236H25L26 234L24 233H22V236H20V238L19 237H17V236H19V228H20V230H22V231H24L25 232V230H27V228H23V226H22V228L21 227H19L20 225L17 223V224H15ZM59 224V225H58ZM62 226H61V225ZM125 224V225H126ZM57 225V226H56ZM17 226L19 227V228H17ZM61 226V227H60ZM60 227V228H59ZM126 227V226H125ZM0 228V229H1ZM7 228V229H8ZM135 228V227H134ZM3 229H5V230H3ZM12 229V230H11ZM132 229H133V226H132V228H131V226L129 227V226H127V228H126V231H128V232H130L131 231V233H132ZM136 229V228H135ZM47 230V229H46ZM46 230H44V231H46ZM7 231V230H6ZM21 231V232H22ZM43 231V230H42ZM41 231V232H42ZM135 231V230H134ZM133 231V232H134ZM46 232H49L48 230L46 231ZM9 233V234H10ZM7 235H9L8 234V232L6 233ZM42 234H48V233H41L40 235H42ZM7 235H4V237H0V242L1 241H4V243H2V245L0 244V251H3V250H5L6 248H4V247H8V245H7V243H6V240H5V236H6V238H9ZM20 235H21V233H20ZM43 236V235H42ZM42 236H41V239H42ZM47 236H49V235H47ZM16 237L18 238V239H16ZM23 237H25V239L23 238ZM26 237H28V238H30V237H35V239H37V240H32L33 242H31V238H30V240L28 239V238H26ZM4 239V240H2V239ZM11 240V239H10ZM31 242H29V241ZM9 241V240H8ZM7 241V242H8ZM14 241V243H12L13 242V240L12 241H10L11 243H12V246H13V249H14V244L15 243H17V241L15 242ZM24 241V242H23ZM27 241H28V246H26V243H27ZM36 241H39V242H36ZM10 242L8 243V244H10ZM43 242V243H44ZM120 241H117V243L118 244H120L119 243ZM30 243V244H29ZM19 244H17V246H16V244H15V246H16V248L18 247V245ZM32 244V245H31ZM37 244H35V245H37ZM40 244V246H38L37 245V249H39L42 245ZM3 245H6V246H3ZM34 245V246H35ZM2 246H3V248H2ZM11 246V245H10ZM9 246V250H11L12 251V246L10 247ZM15 248V249H16ZM26 248V250H28ZM35 247H33L32 249L35 251V249H34ZM8 249V248H7ZM29 249L32 251V249L29 247ZM86 249V248H85ZM25 250V251H26ZM15 251V250H14ZM14 251H12L13 253H14ZM30 251H28L27 253H25V256H23V257H25L24 259L25 260H27V258H29V255H28V253H29ZM1 253V252H0ZM15 253H17V251H15ZM21 255H20V254ZM22 253H23V255H22ZM33 255H34V252H31ZM30 254V253H29ZM1 256H2V254H0ZM27 255V256H26ZM77 255V254H76ZM75 255V256H76ZM0 256V257H1ZM13 256H15V254H13ZM19 256H20V258H19ZM68 256H70L71 258H73V259H69V260H67V262L69 261V264L70 263H72L73 264V262H74V264L75 263H77L76 261H78L77 260V258L75 257V256H73V254H70V255H67V256H65L66 258H68ZM30 259L29 260H31L32 261V255H30ZM64 257V259H66ZM12 259H14V257H11ZM76 258V259H75ZM12 259L10 260V262L12 261ZM16 260H14V262L16 261ZM28 260V261H29ZM31 261H29L30 263H31ZM71 261V262H70ZM73 261V262H72ZM2 261H1V258H0V263H1ZM14 262L13 263H8V264H14ZM17 262V261H16ZM18 263V264H19ZM27 262H25V264H26ZM30 263H27V264H30ZM1 264H3V263H1ZM15 264H17V263H15Z\"/></svg>",
	"mask_w": 264,
	"mask_h": 264
}]
</instances>
